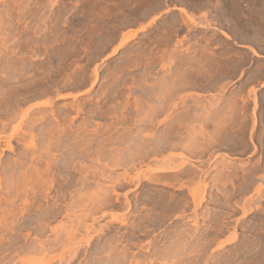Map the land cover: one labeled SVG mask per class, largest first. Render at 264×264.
Returning <instances> with one entry per match:
<instances>
[{
    "label": "rangeland",
    "instance_id": "1",
    "mask_svg": "<svg viewBox=\"0 0 264 264\" xmlns=\"http://www.w3.org/2000/svg\"><path fill=\"white\" fill-rule=\"evenodd\" d=\"M42 1H41L42 4H41V2L39 4L37 3V4H33V5L28 4V3L24 4L27 8V9L25 8V10H29V12H30V13H28L29 16L27 14V17H28L27 22H29V24L31 22V24H30L31 26L29 25L30 28L27 29L25 36L29 37V40L31 39V41H33L35 39L36 41L34 40V42H36V43L34 45L31 43H27L28 45L24 44L25 45L24 46L23 42L22 43L20 42V44L18 43L19 40L21 41V38H24V35H22V33H21L23 31L21 24L17 25V27H14L13 29L10 28L9 25H7V27L5 25L3 26V28L5 27L7 29L4 28L2 31L0 29V32H1L0 33V51H2L1 53L4 54V55L3 54L0 55V57L3 56L0 59L1 62H2V59H3V62L5 61L6 56H7V58L14 56L15 54L12 55L11 52H13V49H15L14 52L16 51V49H17V51L20 50L21 44H22V46H21L20 52L18 51L19 52L18 53L16 51L19 55L22 52H25L27 54L28 51L29 52H30V50L33 51V49L38 48V46H39V48H38L39 52H40V50L42 51L45 48L50 50V49H52L51 44L55 45V43L52 42L55 38V42L57 40H60V42H59L60 44L56 43V45L58 46V49L56 51L60 52V50H62L61 51L62 53H58L59 54L58 55L56 53V51H53L55 49H52V51H53V52L51 51L52 53L50 51L48 52V50H46V49H45L46 51L45 50L42 51L43 53L47 52L45 55H43V57H44L43 62L45 63V66L47 65L50 67V70H49V67L47 69H45V68L41 69L42 71L45 70V72L44 71L42 72L40 70L41 75L39 74L37 76L38 78L32 77L33 80H36V79L38 80L39 77L42 76V74H43V77H44V74H46L45 77L47 75H50L51 74V68H53L54 71L56 70L55 67H52V65L58 66V64H59L58 62H61V64H64V62L66 61L64 56L66 57V54L67 53L69 54L70 52H72L75 47H76L75 49H77L78 43H79L78 49H82L81 46H83V51H80L81 55L79 54V57H78V55H77V57L74 56V59H72L73 57H71L70 59H72V62L70 59H69V61L73 64L71 65L70 62L69 63L67 62L68 63L67 65L70 64V66L72 67L73 65L78 63L79 59H81V61H82L84 54L87 51L88 52L91 51L89 53L91 55L93 54V56H95V59H94L95 63H98L99 61H100L99 63H101V61L103 59H106L107 57H109L111 55L109 53L110 52L112 53L113 49H115L118 46V44L122 40V37L124 36L123 34H125V35L131 34L134 31L138 30L141 26H146L150 22L155 20L153 25L150 26L151 28L148 27L145 31L139 32L140 35L138 34L137 36L140 39L136 36L134 41L133 40L130 41L126 45V48L125 47L122 48L116 56L109 57V59H106L104 61V63L102 65H104V64L106 65L107 63L108 64H107V66H105V65L101 66V73H102L101 78H100V81L98 82L97 87L95 88L93 94L95 93L97 95V93H99L101 91V89L104 88V86L111 84L110 79L112 80L114 78V74L116 73V72L113 73V69H114V71L118 70V68L120 66L121 67L124 66V69H125L124 61L127 62L128 60H130L132 62H136V63L138 62L139 63V64H137L138 67L136 66L138 69L133 65L134 67L132 66V68L134 70L133 69L130 70V69H128V67L130 68L131 65L127 66L126 67L127 71L124 72V76H126V78L128 79V84L129 83L131 84L132 79H134L136 77L135 79L138 82H137V86H135L136 83H135V85H133V89L135 90V91L133 90L134 91L133 94H135L134 97H136V98L138 97V98H140V100L141 99L144 100L143 102H145V103H143V105L147 104L146 102H148L149 104H147V108H148V105L150 107L151 103L152 104L154 103L153 106L154 105L157 106L156 103H158V100L160 98L162 100H164L163 102L170 101L171 103H174L176 101L175 104L179 105L180 102L182 101L180 99H183L186 96L187 99H185V98L184 99L187 100L186 102L189 105L187 103L186 104L188 107L190 106V108L187 107L189 110L186 109L187 112L185 113L186 110H184V113H182L181 110H183V109H182V107L180 108V105H181L180 104L178 106V110L177 109L174 110V111H176V110L177 111L173 112V114H172L173 118L170 119V122L168 121L169 122L168 124H167V122H163L161 120V119H164V115L161 114L160 119H159V117H160V115H159L156 119V122H154V124L155 123L157 124V127H154V125H150V124L147 125L146 123H138L137 125H140V126L133 125L134 123H136L135 120H138L141 116L138 117V115H137L138 119L135 118L136 113L137 114H139V113L137 111L133 112V110H132L133 106H130L129 111H131L133 113L130 112L129 114H133L135 117H133V115L132 116L129 115L131 118L129 117L127 119L128 121L125 122L126 126H124V128L126 127V130L123 128V125H120V124L117 125L118 126L117 128L120 127V128L125 130L124 131L121 129V131H123L122 134H128V132H126V131L130 127L131 131H129V132H131L132 134L130 135V133H129V136L132 138H134V137H138V138L136 140L134 139L135 140L134 141L132 138L129 137V139H131V140L129 142L127 140L125 145H118V144H120V141H119L117 143V145L115 144V145H111L113 147L110 146L109 148L108 147L105 148L106 152H105L104 156L107 153H110V154H107L110 156V158L107 155H106L107 157L105 156V158H104V156L102 158L97 157L93 153V156H91L89 158H85L84 160H81V161H83V165L85 166V168H88L89 171L91 172V174L89 175L90 180L92 182L91 187H89V189L86 188V189H83L81 191V189L79 190V187H78L80 185H77V182H73L75 185H77V187L76 188L71 187L69 189L73 188V191H74V189L76 191L78 188L77 191H80V192L76 191L75 194L73 193L74 198L76 200L69 197V198H67L66 202L71 203V201L73 200L72 204H68V205H72V209H73V204L77 201L75 203V205H77L78 208H77V206H74L75 209L73 211L72 210L70 211L71 208L67 207V208H70L69 211H60L61 213L59 212L60 215H58L57 219L52 220V222L50 223V228H49L50 230L48 229L43 234H41V233L38 234L37 231L35 230L38 227L36 225L37 221L40 220V218L45 217L44 214H47L46 212L49 213L51 211H19V209L21 208V205H19V204H21V201H19L16 197L19 196L18 198L23 199L24 197H22V196L24 195L23 193H25L24 192L25 189L23 190V189H21L22 187H18L19 182H20V181L18 182V180L11 183L10 186H8V188H7V186L4 185V182H3V185L1 186L2 189L0 187V205H1L0 210H2V211H0V242L1 241H3V243L5 242V244L3 246H5V248H8V246L6 244L11 239H13V238H11L13 236L15 238L16 237L17 238L16 239L14 238L13 239L14 241H12V242H18V244H17L18 246L17 245L12 246V247H14V248H12L13 250H16V248L18 249V247H20V246L26 245L24 243H26L27 239H28V241H27L28 244L34 242L35 240H39L40 242H43V243L47 242V243H53V244L57 243V244H56V247L54 248V253L46 254L47 257L46 256H38L37 257L35 255L27 254V253L16 254L15 252L10 254V255L8 254L9 255L8 256L7 253L4 254V251H3L5 249L4 248L1 251L2 253L0 254V264H15V263L16 264H43V263H45L46 260L49 259L48 258V257H50L49 255L54 257L56 255L61 254L63 251L62 247L65 246L64 244L75 241L77 237L81 238L80 235L81 236L83 235L82 237L85 238L86 232L84 230H81L82 229L81 227L83 224L87 225V223H88V225L94 224L95 228H99L102 226L105 227V233L103 234L104 236L103 235H102V237L100 236L101 238H98L99 236L92 238L91 246L89 245V248L85 244H84L85 246L83 245V248H84L83 251L84 250L85 251L74 262L75 264H96V261L101 254H103L105 256V258L111 262L112 260H115L116 258L119 259L122 256L121 252L125 251L127 249V247H128L127 251L129 250L128 252L130 254H136V255H139L140 258H142L143 254L148 255V254H146V253H148L146 251V247L148 246L147 244L149 243V241H151L153 244H155L157 251L159 253L157 257H154V261H155L154 264H164L165 261H166L165 264H169V263L170 264H260V261L264 260V190H262L263 191L262 193L260 192L258 194L256 191L259 189L258 186H260V184L263 185V183H264V170H263L264 169V166H263L264 165V163H263L264 162V81L260 80L257 76H255V74H250L252 72V68L254 66L257 68V72L259 70L258 65H255V60H257L258 57L250 56V53H252V51H255V48L253 47V45H259L260 34H261V32H264V0H185V1L184 0H130V1L128 0L129 2L125 1V0H57L56 4H54L55 6L53 5L54 7L52 6V8L50 7L51 5L48 3V1H50V0H47V1L42 0ZM12 4H14V2L12 0L11 1L7 0V5H6L7 7L9 5H10L9 6L10 8L16 7V6L18 7L17 4L15 6H13ZM4 6L0 5V11H2V10L4 11V9H3ZM153 7H155V9ZM161 7H164V8L169 7L171 10L168 12L165 11L163 13V15H160L159 9ZM4 8H6V7H4ZM21 8H24V6ZM173 8H175V9H173ZM179 8H182V9L185 8V11H187L186 12L187 15L185 16L182 13H180V11L178 10ZM142 9L144 12L145 11H147V12L144 14ZM135 10L136 11L138 10V11L136 12ZM139 10H140V12H139ZM109 13H110V16L108 15ZM139 14H141L140 18L135 16V15L140 16ZM106 15H108V16H106ZM142 15H144V16H142ZM190 16H191V18H190ZM133 19H134V21H133ZM189 19H192V21L195 23L197 22V23L203 24V26L207 25L206 26L207 28L206 27L199 28L197 26H194L193 22L188 21ZM43 20H45L44 21L45 24H44ZM124 20H128V22L124 21ZM47 21L49 24L47 23ZM132 21L134 23H132ZM119 23H120V25H119ZM123 23H124V25H126V24H128V25L125 26V28L124 27L121 28L122 26H124ZM121 24H122V26H121ZM133 24H135V25H133ZM45 25H47L48 27H46ZM118 25H119V27L121 26L119 28V32H118V29L116 30V28H118ZM178 27H179V29H178ZM189 27H190V29H189ZM16 28L17 29L20 28V29L16 30ZM91 28L94 29L93 34L91 32L92 31ZM8 29H10V31ZM112 29L114 30V32ZM7 30H8V32H7ZM17 31L19 34H16ZM90 32L92 34L91 36L89 35ZM112 32L114 33V35ZM2 33H3V35H2ZM4 33H6V34L4 35ZM86 33H88V34H86ZM118 33H119V35H118ZM19 35L21 36L20 38H19ZM15 36H16V38H15ZM65 36H67V38L70 37V42H72L71 44H69L70 42L68 43L69 39H66ZM73 36L74 37L77 36V37L74 38ZM86 36H89V37L86 38ZM17 37L19 38V40ZM59 37H62V38L59 39ZM115 37H117V39H116L117 41L115 40ZM71 38L74 40H71ZM77 38L79 39L78 41H77ZM83 38L84 39L86 38L87 40L86 39L84 40ZM88 38H90V40ZM108 38L109 39L112 38V39L109 40ZM164 38L166 39V41H168L167 43L165 40H163ZM63 39H65V40H63ZM80 40L83 43L85 42V45H83V43ZM154 40L157 41V43L158 42H160V43L157 45V43H155ZM86 41L87 42L90 41V43L91 42L92 43L89 44V43H86ZM109 41H113V42H110L111 43L110 44ZM179 41H181L182 43ZM5 42H6V44H4ZM49 42L51 43L50 48H48L49 45L47 46V44H49ZM73 42H75V43H73ZM99 42H101V43H99ZM107 42H108V45H107ZM153 42L156 44V47H152V46H154ZM17 43L19 45H17ZM37 43H38V45H37ZM67 43L70 46H66ZM93 43H94V45H93ZM97 43H99V44H97ZM103 43H104V45L106 44L105 48H104ZM14 45H15V47H14ZM61 45L66 46V47H62ZM86 45L87 46L89 45V46L87 47ZM91 45H92V47H91ZM23 46L25 47V49ZM44 46H46V47H44ZM71 46H72V48H71ZM96 46L97 47L99 46V47L96 48ZM206 46H208V48ZM40 47H41V49H40ZM61 47L63 49L65 48V50L67 49L66 50L67 52L65 50L63 51V49ZM85 47L87 49L88 48L89 49L84 50ZM149 47H151L152 49L154 48L155 50L153 49L154 50L153 51L150 48L151 51H153V52H150ZM157 47H158V49H156ZM93 48H95V49H93ZM42 52H40V54ZM82 52H84V54ZM95 52H96V54H95ZM101 52L102 53L104 52V53L99 54ZM134 52L136 55L134 54ZM148 52L150 54L153 53V55L151 54V56H154V57H151ZM155 52L158 54H156ZM138 53L142 54V55L140 54L141 57L143 55H146V54L148 56H144L143 58H140L139 56H137ZM143 53H145V54H143ZM50 54H53L54 56L53 55L51 56ZM56 54L58 55V58H56L57 57ZM163 54H165V55H163ZM46 55L49 58L55 57L54 59L55 60L57 59V60L55 61L52 58V60H54L52 62L51 58L50 59L47 58ZM100 55L103 57H101ZM167 55L169 57L170 56L171 57L169 58ZM186 55H187V58H189V57L192 58L191 62L189 61L191 58L189 60L186 59ZM29 56H31V52L29 53ZM61 56H63V57H61ZM80 56L82 58H80ZM97 56H98V58H97ZM136 57L138 58V60H136L137 59ZM145 57L148 58L149 63H150L149 60L152 59V61H151L152 66H151V63H150V65H148V64L144 65V63H146V62L143 63L142 60L147 61L146 60L147 58H145ZM150 57H151V59H150ZM156 57L158 58V61H157ZM165 57H166V59L164 60ZM180 57H183L182 59L185 61L188 60L190 63H192L190 65V67H192V65H194V66H196V69H195V67L194 68L192 67V70H191L188 67L189 65L186 66L188 64V62H186L187 64H185V62L182 61L184 63L183 65L186 67V69L189 70V71L183 70L184 72L186 71V73H184L181 69H185V67L183 65H181V62H179V60H182V59H179ZM126 58H127V61H126ZM139 58H140V60H139ZM173 58H175V60ZM198 58H199V60H202L203 65L198 66V64H197ZM62 59L64 62L60 61ZM132 59H135V61ZM170 59L171 60L173 59L175 62L173 60L171 61ZM194 59H195V61H194ZM46 60H48V61H46ZM96 60H98V61H96ZM199 60H198V62L200 65L201 62ZM1 62H0V65L3 63V62L2 63ZM83 62L85 64L86 63L87 64L85 65ZM153 62H155V63L153 64ZM170 62L172 65L170 64ZM53 63H55V64H53ZM82 64H84L86 67L90 66L87 69L91 68V70L93 69V66L95 67V64L90 65L91 63H88L87 61H84V60L82 61ZM140 64H142V65L139 66ZM76 65H80V61ZM143 66L144 67L146 66L145 68H147L148 72L150 70L151 74L147 73V70H145V68ZM170 66H171V68H170ZM180 66L181 67L183 66L184 68H181ZM142 68H144V70L146 72ZM201 68H202V70H201ZM221 69H223L222 70L223 72L221 71ZM46 70H49V71H46ZM53 70H52V72H53ZM91 70L90 71L88 70L89 73H91ZM141 70H143V71H141ZM167 70L169 72H167ZM180 70L184 74L181 73ZM190 70L191 71L195 70V74L197 71H200V72L202 71L201 72L202 74L199 72H198V74H201L203 76L205 75L204 76V77H206L205 79L209 78L211 75V77L209 79H212L213 81L210 82V81L205 80L207 82V84L205 81L204 82L201 81L202 84L197 83L198 81H200L199 79H201V78H202L201 80H204L203 79L204 77H202L201 75H198V74H196L194 76V74H193L194 71L192 73ZM66 71H67L66 73L69 74V71L68 70H66ZM129 71H132V73L135 77ZM209 71H211V72L209 73ZM2 72L0 70V76H5L4 72L3 73ZM48 72H50V74ZM127 73L129 75H127ZM187 73L190 75L189 76L186 75ZM212 73L213 74L215 73L214 77H213ZM108 74L112 75V77L109 78V80L107 78ZM182 74L185 75V77L188 76L187 79H189V77H191V74H193L192 75L193 77H197V76L199 77L200 76L197 79L198 81H195L197 83L196 86L198 85L197 88L199 86L200 87L197 89L196 87H194V85H191L192 87L188 86L186 88L187 90L184 89V91L179 92L176 88L179 83L177 84L176 81L178 80V82H180V80H183L184 76ZM12 75H13V73L9 74L8 76H12ZM130 75L132 78L130 77ZM206 75H208V76H206ZM6 76H7V74H6ZM89 76H90V74H89ZM12 77H10V78L12 79ZM193 77L191 78L192 83L196 79V78H194V80H193ZM105 78H107V80ZM166 78H168V79H166ZM173 78H175V79H173ZM58 79H60V77ZM102 79H105L106 81L102 80ZM172 79L175 82L172 81ZM44 80H46V78H44ZM44 80H43L44 84L49 82V84L47 83V85L53 86L54 88H57V89L59 88V84H60V86H63L64 84L62 85V83H64L66 81L65 79H64L65 81L61 80V83L58 82V85H57V82L55 83L54 80L51 81L52 83H50V80H48V81L46 80L47 82ZM114 80H116V79L114 78ZM191 80H190V82H191ZM120 81L116 80L115 84L119 83ZM66 83L67 84L68 83H70V84L74 83L75 84V82H72V81L71 82L70 81L65 82V84ZM199 84H201L202 86ZM204 84H205V87H204ZM101 85L102 86L104 85V86L102 87ZM166 85H170V86L167 87ZM131 86H132V84H131ZM165 86L167 88H170L172 86L171 87L172 93H171V91H170V93H168L169 92L168 89L167 90L164 89ZM86 88L87 87H84L81 89H76L75 91L72 90V91L73 92H76L77 90L82 91V89L85 90ZM33 90H32V92H33L32 94H36V95L31 94L33 97L30 95L31 100H29L28 103L26 104V106H25L26 108L31 106V105L34 106L37 103L39 104V102L41 103V102L48 101L50 98L54 97V95H53V97L50 96V98L48 96H39V95H37L38 92L33 91ZM97 90L98 91L100 90V91L98 92ZM146 90L149 91V93L151 92V94H152V90H153V92L155 94L157 93V95L155 97L157 98V96L159 95L158 96L159 99L157 98L158 100L157 99L153 100V99H155V98H152L154 94L149 95ZM72 91H70V93ZM161 91L164 92L166 95L164 93H162ZM61 92L64 93L65 91H60V93ZM181 92H183V93L185 92L184 93L185 96L183 98L181 97V96H183V93H181ZM67 93H69V92H66L64 94L66 95ZM167 93L171 94L172 96L168 95ZM254 93L257 95V99H258V103H259L257 111H256L258 123H257V126L255 127V131L252 128L253 127L252 117H253V109H254V103L252 102V99H253ZM93 94H92V96H93ZM133 94H131V96H129V103H131L133 100L135 101ZM163 95H165V97ZM167 95H168V97H167ZM173 95H174V97H173ZM188 95H189V97H188ZM34 97H36V98H34ZM85 97L86 96L82 97L81 100H78L77 102L85 101L87 99V97L86 98ZM126 97L127 96H125V98ZM198 97H200L199 98L200 100L198 99ZM125 98H123L122 101L125 100ZM164 98L167 100L165 101ZM194 98L195 99L197 98L196 101L197 100L201 101V99H202V102H206V103L208 102V104H205V106H206L205 108H207V110L211 109L212 114L208 113V112H210L209 110H208V112H205V110H204L205 108L203 110H201L202 112L195 109L197 112H200L202 114V115H199L200 113H198V115L201 116V118H198L196 115L197 112L195 110H192L195 107V105H196L195 108H197V107L199 108V106H197V103L199 101L196 103ZM233 98L238 100V101L235 100L237 103L234 101ZM177 99L179 100V103H177L178 102ZM136 100H139V99H136ZM152 100L156 101V103L153 102ZM71 102H73L72 99H67V100L64 99V100L55 101L54 102V108L53 107L50 108L51 110L54 109V111L56 113L58 111L59 113L65 114L66 118L69 119V120L66 119V121L63 120V123L66 122L65 126L70 125L69 124L70 118L67 116H69L72 113L71 115L76 117V112L74 110L72 111V109L70 108V105H72L76 102H73L72 104H71ZM211 102H212V105H211ZM243 102H245V103H243ZM132 103L130 105H134V103L133 104ZM159 103H161V102L159 101ZM194 103H195V105H193ZM213 103H214V105H213ZM90 104H96L95 100L91 101ZM110 104H108V106ZM200 104H204V103H200ZM209 104L211 106H214V107L209 108L207 106ZM233 104H234V106L236 105V107H234ZM67 106H69V107H67ZM144 107H146V106L144 105ZM227 107H229V108H227ZM64 108H66V110ZM147 108H144V109H147ZM154 108H156V107H154ZM61 109H64V111L60 112ZM67 109H68V111H67ZM179 110H180V112H179ZM203 111L205 113H208L206 116L207 117L209 116L208 117V118H210L209 120L207 117L205 118V115H204L205 113H203ZM74 112H75V114H74ZM147 112H149V111L147 110ZM147 112H145V113H147ZM177 112H179V113L177 114ZM145 113H143V114H145ZM62 114L61 115L59 114V116L63 117L64 115L62 116ZM67 114H69V115H67ZM71 115H70V117H72ZM147 115L148 114H145L144 116H142V118L146 117ZM175 115H177V117ZM186 115H187L188 120L186 118L185 122L186 123L188 122L187 124H188V128L191 130V131L189 130L190 132L188 131L187 126H186L187 130L182 128L184 126V125H182V124H184L183 118L186 117ZM195 115H196V117H195ZM203 115H204L205 120L202 117ZM244 115H246V117ZM90 116H91V114H86V113L81 114V116H78L75 118L73 126H75V128H78L79 124L81 126V124H83L84 122L87 121L86 123L88 124V126H87L88 129L86 127H84L87 130L84 131L83 133L81 130H79V132L82 134L83 137L85 135H87V136L89 135L88 136V137H90L89 139H93L91 141H93V147H94L97 144V141H98L97 139L100 140V138H102L104 136L103 133H104V131L107 130L106 127H108L109 130H107L108 131L107 136L105 135L104 138L108 137V134L110 133L109 131L113 130V128H114V126L110 123H112V121H114L116 123V121L111 119L113 117L109 118V115H107L108 116L107 119H106V117H103L101 119L100 117L98 118L96 116H93L92 119H89ZM179 116H183V118H182L183 121L179 120L181 118ZM174 118H175V121H174ZM85 119H87V120H85ZM132 119L135 122H133ZM176 119H178L180 122L177 121ZM198 119H200V120L203 119L204 122L202 123ZM215 119H217V120H215ZM157 120H161V122L163 124L161 125V124L157 123ZM221 120L224 121V122H222V127H220V125L218 123L219 128L217 126L218 130L216 131V133H223L224 132V134H225L224 136H222L223 134H221V137H220V139H222L221 144L222 143L224 145L229 144L231 146V144L233 142L234 146L232 145L233 146V147L231 146L232 148L228 146V148H227V145H226V148H225L223 144L222 145L218 144V146H217L218 148L213 147L214 149L211 148V151H209L210 149L208 151H205L204 152L205 154L203 153V155H201V156L199 154H196V153L194 154L193 151L191 152V148L197 147L198 144L201 145V142H202V144H206V146L208 145L207 141H209V140H207V138L211 137V135H214L212 132L215 133V130L217 129L214 124L216 123V125H217V122L218 121L221 122ZM226 120L229 121L228 123L226 122L227 124L225 123ZM67 121H68V125H67ZM206 121H208V122L206 123ZM94 122L97 123V124H95L96 126L94 125ZM114 122H113V124L115 125ZM127 122L129 124H127ZM176 122H179V123H176ZM194 122H196V124H197V126L195 124V126H196L195 130H194V125H192V124H194ZM197 122L199 124L201 123V125L203 124L202 128H200L201 125L198 126ZM170 123H172L173 125L176 124L174 126L172 125V127H174V133L176 132L173 135V138H177L175 141L177 148L174 146L173 149L169 150V153L165 152L166 154L165 153L163 154L165 156L161 155L162 157H160V155H159L158 157L159 158L167 157L166 155H169V154H171L172 156L175 155L174 157L170 156L171 159L173 158L172 159L173 162H174V160H176L173 163V165H176V164L181 165L182 161H183L182 165L184 166V168L186 170L185 173L187 172V170L189 171V172H187L189 174L186 173V176L188 175V177L185 178V176H184V178L186 180L180 179L177 182L172 181L173 186L175 185L174 186L175 188H173L172 185H171L172 187L170 185H165V184L163 185V182L160 184H147L148 187H144L142 189L143 191L141 190L142 192L139 191V192L135 193L137 195L141 194L139 196L133 195L134 192H132V191H130L128 193L129 197H130L129 199L132 202V208L130 210L124 209V203H123L124 198H123L122 201L120 202L121 204L118 208L116 207V209H114V208L108 209L107 211H98V213L96 215L98 220H96L94 223L92 222L94 217L92 218V216L90 214L88 215L90 218H88V216H87V218L83 217V216H86V214L84 215V213H87V211H82L83 208L81 206L85 205L89 202H92V204L96 203L95 201H97V198L99 199V188L98 187L100 184H101V186H103V185L107 186L106 184L107 183L109 184V182H107V181H110L109 179L111 177L114 178L116 176L124 175L126 173V171H128V174L130 172V174H129L130 176L131 175L133 176L134 174L147 172L151 168H155V170H156V166H158V165H156L157 162H154L155 161V160H153L154 158L153 159L149 158L150 160L145 159L146 161L141 159V160H143V162L139 160L140 163L137 161V164H138L137 167L140 166L139 168H141V169H137V170H133V169H136V167H133V169H130V168L128 169L127 164H126L127 166L125 165L123 168L127 167L128 170H124L123 168H120L122 166H119V168H117V167L114 168V166H113V168H112L111 165H112V163L115 162L114 159H118V157L119 158L121 157L119 155H122V156L124 155L123 158L127 159L125 157V156L128 157V154H129V153L127 154V150H128V152H130V150L134 151V149L137 147V144H138L137 140L138 139L140 140L141 144H142V140L144 141L143 143L148 144V142L150 140L148 142H146L144 140L145 139L144 136H146V139H148V138L151 139L150 136L153 135L155 137L152 136V139L154 138L155 140H159V139L162 140L164 138L163 136H165L163 134H166L165 132H167V130L169 128H171ZM54 124H55V122L53 123V125ZM109 124H110V126L111 125L113 126V128H111L112 126L110 127L111 130L109 128ZM142 124H144V126ZM156 124H155V126H156ZM187 124H185V125H187ZM91 125L92 126L94 125L93 127H96V128H93ZM98 125L100 127L101 126L102 127L100 128ZM127 125H128V127H127ZM166 125H169V128ZM179 125H182V126H180V128L178 129ZM191 125L193 126V129H192ZM228 125L230 126V128ZM145 126H146V128H145ZM152 126H153V128H152ZM134 127L135 128L140 127L139 129L143 130L144 132L143 131L139 132V130L135 129ZM223 127H224L225 131L223 130ZM38 128L44 129L45 125L41 124ZM92 128H93L92 132H94L93 134L91 132ZM97 128H99V129H97ZM117 128H114V129L116 130ZM132 128H134V129L132 130ZM225 128H227V129H225ZM94 129L95 130L97 129V130L95 131ZM101 130H103V131H101ZM227 130H228V132H227ZM113 131H111V132L113 133ZM253 131H254V133H252ZM71 132L74 133V131H72V130H71ZM71 132L69 130L68 135L67 134L64 135V138L68 136L67 137L68 138L67 143H69L70 146H72V147L70 148V146H68L67 148H70V150L67 148H64V149L62 148V149H58V150L52 152V154H54V155L56 154L55 156H57L58 160H62L64 157L66 158L65 155H68L67 153H70L71 150H74V149L79 150L80 148H82V144H84V143H81L79 139H77L76 142L74 140V145H75V148H74L73 143H70L74 139L73 135H70ZM36 133H38V132H36ZM97 133L99 135H97ZM112 133L110 135H112ZM150 133H151V135H150ZM216 133H215V135H216ZM95 135H97L96 136V137H98L97 139L95 138ZM202 135H204L205 138ZM161 136H162V138H159ZM187 136H188V138H187ZM207 136H209V137H207ZM115 137H117V136H115ZM142 137H143V139L141 140ZM189 137L191 139L193 137L192 140L197 138V139H195L196 143L194 141V144H193L194 146L190 145L193 143V141H192V143L188 142V140L190 139ZM181 138H182V140H180ZM186 138L188 140H186ZM250 138L251 139L253 138V139L251 140ZM41 139L37 138V140H36V143L38 144V147L40 148L39 151H38L39 148L36 149L37 154H40L41 150L43 152V148H44V151H46V148H45L46 144L43 143L44 142L43 139H42L43 142H41L42 141ZM183 139H184V141H183ZM223 139H225L224 141L225 142L227 141V143H224ZM231 139H233L235 142L232 141ZM198 140H199V142L200 141L201 142L199 143ZM250 140L253 141L258 146V149L260 148L259 150H257V152H253V147H252L253 142L251 143ZM95 141H96V144L94 145ZM131 141H133V142L131 143ZM177 141H178V143H177ZM27 142L30 143V140ZM84 142H87V141L84 140ZM127 142H128V144H127ZM140 142H139V145H140ZM186 142L189 143L190 148L185 147ZM190 142H191V140H190ZM121 143H125V142H121ZM179 143H181V144L177 145ZM234 143L237 145H235ZM182 144H184V145H182ZM195 144H196V146H195ZM200 145H198V146H200ZM219 145L222 146V148ZM23 146L24 145L21 142L19 143L18 141H14L13 142V149L14 150H5L4 151L2 149L4 146L1 145L0 146V153H1L0 156L2 158V163L4 162L3 164H5V163L12 164L14 161H20L21 160L20 156L24 152ZM178 146H180L181 148ZM187 146H188V144H187ZM95 147L97 149V146H95ZM95 147H94V149H95ZM112 148H113V150H112ZM91 149H92V152H94L96 150V149L94 150L93 148H91ZM108 149L114 153L111 154V151L110 152L107 151ZM183 149H184V151H183ZM188 149H190V151ZM64 150L66 151V153ZM191 153H193L195 156ZM197 153H199V151H197ZM116 154L118 156L114 157V155H116ZM28 155H30V157L32 156L30 153L27 154V158H26L25 162H28V166L29 165L32 166L31 162H30L32 160V161H34V164H37L39 169L41 168V170H45L44 168H46V166H45L46 164H45L44 160L39 161V159H38L39 157L36 155H35L37 157L36 159H35V157L34 158L32 157L33 159L31 158V160H30V157L28 158ZM175 157H176V159H175ZM196 157H198V158H196ZM113 160H114V162H113ZM188 161L190 163H188ZM259 161H261V162L259 163ZM10 162H12V163H10ZM125 163H128V162L126 161ZM227 163L228 164L232 163V165H234V166H240V165L243 166V164H245L244 167H246V168L248 166H249L248 168L254 167V165H257L255 163H259L258 166L260 167V165H261L260 173H262L263 175L258 174L257 177L262 178V176H263V178L262 179L257 178L256 182L254 183V187L250 186L249 190H248L245 188V183H243L244 181L242 179V174H243L242 171H238V174L235 176V179H236V177H238L239 179L237 178L235 180V182H233L234 184L230 183L231 181H228L229 183L227 184L226 183L227 178L225 176H227L228 174H226L227 171L223 168L225 166V164H227ZM157 164H159V163H157ZM185 164H186V166H185ZM246 164H247V166H246ZM108 165H110V167ZM105 166L109 170H107L105 168ZM186 167L190 168V170L186 169ZM192 167L196 168V171ZM131 168H132V166H131ZM104 169H106V170H104ZM220 169H224L225 171H223V170H221V171L225 172L224 174H226V175H221ZM138 170L139 171L141 170V172H139ZM261 170L263 172H261ZM137 171H138V173H137ZM152 171H154V169ZM190 171H192V172L190 173ZM198 171H201V172H199L200 175H199V173H197L198 174V175H196L198 178L197 179V178H194L193 173L198 172ZM0 172H1V169H0ZM102 172L106 175V176L104 175L106 178L109 175L111 177L109 176L108 179H105L104 176H101V174H103ZM80 173L81 172L77 173V171H74L71 174L69 172H66V173L62 172V173L56 174V176H58V178L55 176V178H56L55 180H58L60 182V184H61V182L64 183V181L66 180V177L68 178V180L76 179L74 181H77V179L82 177V173L81 174ZM1 174H2V172L0 173V176H2ZM155 174H157V173H155ZM203 174H206L207 176L203 175ZM259 175H262V176H259ZM86 176H88V175H86ZM189 176H193V177L190 178ZM201 176H202V178H201ZM204 176L206 177V179ZM222 176H224V177H222ZM240 176H241V179H240ZM99 177H101V179ZM188 178L190 180L193 179L192 181L189 180L190 183L192 184V185L190 184L191 187H193L195 185L193 188H191L187 185V183H188L187 179ZM2 179H3V176H2ZM199 179H200V181L206 180L205 182L208 183L206 190H205V192H206L205 196H207V198L203 203V207L201 206L200 208H198L195 211L194 205L192 203L191 191H194V189L198 188L199 184H200V186L202 185L201 183H199ZM105 180H107V181H105ZM183 180H184L185 184L189 187V189L188 188H186V189L182 188V189H180V191H179V189L177 191L176 190L177 185L179 188L184 183ZM104 181L106 182V184ZM98 182H100V184H98ZM177 183H179V184H177ZM213 184H215V185H213ZM145 185H146V183H145ZM224 185H225V187H224ZM243 185H244L245 189L243 188ZM18 188L23 190V192L20 193L21 190H17ZM23 188H26V187H23ZM28 188L26 190L30 189V188L29 189ZM211 189L213 191H211ZM262 189H264V185H263ZM219 190L221 191L222 194L220 193ZM124 192L126 193V191H123V192L121 191L122 196L125 194ZM211 192H213V193H211ZM18 193H20V194H18ZM130 194H131V196H130ZM228 194L231 195L232 199H231V197H229L230 195H228ZM28 195L31 198L29 193H28ZM75 195H76V197H75ZM159 195H160V197H159ZM221 195H222V197H221ZM225 195L226 196L228 195L229 199L225 198ZM67 197H68V195H67ZM88 197L89 198L91 197V198L88 199ZM211 197L213 199L215 198L216 201L211 200ZM6 198L7 199L12 198L13 200L17 199L16 201H18L19 204L15 207H13V206L8 207L3 202V201L7 200ZM219 198H221V199L218 200ZM38 199H39V202L44 203V201L41 198H38ZM180 199H181V203H180ZM182 199L184 201L188 199L187 201L189 203H191V205L188 206L187 210L184 209L182 206H180V204H182L184 202ZM226 199H227V201H230V204H229V202H226V203H228V205H226V203H225ZM158 201H159V203H158ZM212 201H214V202H212ZM220 201L223 203H221ZM239 201H241V202H239ZM249 201H251V202L248 203ZM177 202H179L180 204ZM235 202H239L241 207H242V204H243V206L246 204L245 207L252 208V210L248 211V212L246 211L247 213H244L243 211H241L242 209L240 206H237V207L238 208L240 207L241 210L240 209L238 210V208L236 209L234 207ZM231 204H233V205H231ZM175 206H177V208H175ZM6 208H8V209L13 208L12 210H14V211H3ZM207 208H209L208 211H207ZM80 209H81V211H80ZM22 212L24 215H19V214H22ZM103 213H105L106 215L108 214L107 217L105 216V218H101L100 215H102ZM13 217L15 218L14 220L12 219ZM23 217H24V219H22ZM117 217H118V220H125L126 224L122 226L120 221L119 222L116 221L115 218H117ZM37 218H38V220H36ZM32 219H33V223H32ZM80 221L83 224H81ZM107 221H109V222H107ZM29 224H31V225H29ZM73 224H75V225L73 226ZM63 225H64V227H62ZM71 226H73V227H71ZM78 226H81V227H78ZM106 226H108V227H106ZM77 227L79 228V230L81 232L77 231V232L71 233V234L67 232V231L71 232L72 230L76 229ZM22 228H26V229H24L25 231L22 230ZM9 229H11V230H9ZM134 229H135V231H134ZM52 230H53V233H52ZM137 230L141 231V232L139 233ZM21 231H22V233H21ZM147 231H148V233H147ZM11 232H13V235ZM27 232H29L32 235H31V238L26 237L27 239H25L24 234H26ZM118 232L120 234L121 233L124 234V236H123L124 239L120 240V243L117 242L116 240H114V238H116L118 236V234H119ZM79 233H80V235H79ZM144 233H147L148 235L150 233V235L146 236ZM123 234H121V235H123ZM133 234L135 235V238H134V236L132 237ZM115 235H116V237H114ZM139 235H141V236H139ZM63 237H64V239H63ZM68 237H69V239H68ZM234 237H235V239H234ZM55 238H57V240L60 242L59 243L56 242L57 240ZM65 238H67V239H65ZM17 240H19V241H17ZM61 240L62 241L64 240L63 241L64 244L62 243V247L60 246L61 245L60 243L62 242ZM224 244H227V245L224 246ZM221 245H223L224 247ZM109 246H116L113 249L114 253L112 252L110 254L107 251L108 250L107 248ZM44 257H45V259H44ZM181 257H182V259H181ZM2 258H5V259H2ZM10 258H13V259H10ZM2 260H3V262H2ZM9 260H11V261H9ZM13 260H14V262H13ZM41 260H42V263H40ZM55 260L58 261L57 258ZM56 261H55V263H57ZM167 262H169V263H167Z\"/></svg>",
    "mask_w": 264,
    "mask_h": 264
},
{
    "label": "bare ground",
    "instance_id": "2",
    "mask_svg": "<svg viewBox=\"0 0 264 264\" xmlns=\"http://www.w3.org/2000/svg\"><path fill=\"white\" fill-rule=\"evenodd\" d=\"M11 1V0H10ZM13 2H14V4H12L13 6H15L16 4L18 5V7L16 6V7H7L6 5H7V0H2V2H0V5H2V6H4V7H6V8H4L3 7V9H4V11L2 10V11H0V29H1V31L5 28H3V26L5 25L6 27H7V25H9L10 26V28H14V27H17V25H20L21 24V26H22V29H23V31L21 32L22 33V35H24V38H21V41L19 40V38L21 37L20 35H19V38H18V40H19V44H20V42L22 43L23 42V45L24 44H26V45H28L27 43H31V44H35L36 42H34V40L33 41H31V39L29 40V37H26L25 36V34H26V31H27V29H29L30 27H29V25L31 24V22H30V24H29V22H27V20H28V17H27V14L28 13H30L29 12V10H25V8H26V6L24 5V4H26V3H28V4H39L42 0H12ZM47 1V0H46ZM125 1H128V0H125ZM130 1V0H129ZM128 1V2H129ZM185 1V0H184ZM20 2V3H19ZM43 2V1H42ZM42 2H41V4H42ZM56 2H57V0H50V1H48V3L51 5L50 7L52 8V6L54 5V4H56ZM11 3V2H10ZM183 3V2H182ZM45 4V3H44ZM160 4V3H159ZM22 5V6H21ZM158 5V4H157ZM24 6V8H21V7H23ZM42 6V5H41ZM40 6V7H41ZM55 6V5H54ZM53 6V7H54ZM159 7V6H158ZM8 8V9H7ZM154 9H155V7H153ZM169 8V7H168ZM2 9V8H1ZM27 9V8H26ZM157 9V8H156ZM173 9H175V8H173ZM177 9V8H176ZM179 9H182V8H179ZM184 9V10H183ZM182 10H179L180 11V13H182L183 15H187L186 14V12L187 11H185V8H183ZM151 10V9H150ZM149 10V11H150ZM136 11V10H135ZM138 11V10H137ZM136 11V12H137ZM142 11H143V9H142ZM148 11V12H149ZM154 11V10H153ZM139 12H140V10H139ZM144 12V11H143ZM147 11H145L144 12V14L146 13ZM168 12V11H167ZM142 13V12H141ZM39 14V13H38ZM41 14V13H40ZM32 15V14H31ZM109 16H110V13L108 14ZM108 15H106V16H108ZM140 16H138V15H135V16H137V17H141V14H139ZM189 15V14H188ZM28 16H29V14H28ZM142 16H144V15H142ZM27 17V18H26ZM33 17V16H32ZM50 17V16H49ZM126 17V16H125ZM136 17V18H137ZM188 17V16H187ZM30 18V17H29ZM190 18H191V16H190ZM51 19V18H50ZM131 19V18H130ZM129 20V19H128ZM128 20H124V21H127L128 22ZM182 20V19H181ZM45 20H43V22H44ZM133 21H134V19H133ZM132 21V23H134ZM154 21L155 20H153L152 22H150L148 25H146V26H141L138 30H136V31H134L133 33H131V34H128V35H125V34H123L124 36L122 37V40L120 41V43L118 44V46L115 48V49H113V51H112V53L110 52L109 54H111L109 57H114V56H116L118 53H119V51L122 49V48H126V45L130 42V41H134V39H135V37L139 34V32H143V31H145L148 27H150L151 25H153V23H154ZM183 21V20H182ZM188 21H191V22H193L192 21V19H189ZM195 21V20H194ZM126 22V23H127ZM47 23H48V21H47ZM46 23V24H47ZM51 23V22H50ZM130 23V22H129ZM44 24H45V22H44ZM49 24V23H48ZM119 25H120V23H119ZM119 25H118V28H116V30L118 29V32H119V28L122 26V24H121V26L119 27ZM123 25H124V23H123ZM128 24H126V25H124V26H122L121 28H125V26H127ZM130 25V24H129ZM133 25H135V24H133ZM132 25V26H133ZM193 25L194 26H197V27H199V28H204V27H206L207 25H205V26H203V24H200V23H195V22H193ZM31 26V25H30ZM46 27H48L47 25H45ZM50 26V25H49ZM184 26V25H183ZM129 27V26H128ZM185 27V26H184ZM151 28V27H150ZM207 28V27H206ZM5 29H7V28H5ZM18 29H20V28H18ZM17 28H16V30H18ZM92 29V28H91ZM115 29V28H114ZM178 29H179V27H178ZM189 29H190V27H189ZM9 31H10V29H8ZM8 30H7V32H8ZM113 30V29H112ZM5 31V30H4ZM93 31H94V29H92V34H93ZM15 32V31H14ZM89 32V31H88ZM91 32H90V36L92 35L91 34ZM113 32H114V30H113ZM112 32V33H113ZM1 33V32H0ZM11 33V32H10ZM20 33V34H21ZM24 33V34H23ZM111 33V34H112ZM116 33V32H115ZM6 33H4V35H5ZM9 34V33H8ZM16 34H19L18 33V31L16 32ZM15 34V35H16ZM86 34H88V33H86ZM2 35H3V33H2ZM113 35H114V33H113ZM118 35H119V33H118ZM140 35V34H139ZM122 36V35H121ZM227 36V35H226ZM53 37V36H52ZM63 37V36H62ZM62 37H59V39L60 38H62ZM66 37V39H69V41H68V43L70 42V37H68L67 38V36H65ZM64 37V38H65ZM74 37V36H73ZM77 37V36H76ZM76 37H74V38H76ZM87 37H89V36H86V38ZM113 37V36H112ZM138 37V36H137ZM15 38H16V36H15ZM85 38V39H86ZM91 38V37H90ZM90 38H88L89 40H90ZM110 38V37H109ZM108 38V39H109ZM139 38V37H138ZM185 38V37H184ZM33 39V38H32ZM52 39V38H51ZM50 39V40H51ZM58 39V38H57ZM81 39V38H80ZM84 39V38H83ZM84 39V40H85ZM92 39V38H91ZM94 39V38H93ZM112 39V38H111ZM111 39H109V40H111ZM117 39V37H115V40ZM140 39V38H139ZM12 40V39H11ZM10 40V41H11ZM14 40V39H13ZM23 40V41H22ZM63 40H65V39H63ZM71 40H74V39H72L71 38ZM79 39L77 38V41H78ZM82 40V39H81ZM80 40V41H81ZM87 40V39H86ZM96 40V39H95ZM156 40V39H155ZM154 40V41H155ZM159 40V39H158ZM163 40H165L166 41V39L164 38ZM168 40V39H167ZM36 41V40H35ZM42 41V40H41ZM40 41V42H41ZM76 41V42H77ZM97 41V40H96ZM117 41V40H116ZM17 42V41H16ZM47 42V41H46ZM51 42V41H50ZM49 42V44H47V46L49 45V47L48 48H50L51 46H50V43ZM52 42H54L55 43V45H56V43H59L60 42V40H57L56 42H55V38H54V40L52 41ZM82 42V41H81ZM95 42V41H94ZM110 42H113V41H109V43ZM168 41H166V43H167ZM178 42V41H177ZM179 42H181V41H179ZM17 43V45H19ZM39 43V42H38ZM38 43H37V45H38ZM63 43V42H62ZM61 43V44H62ZM68 43H67V45L66 46H70V45H68ZM72 42H70L69 44H71ZM73 43H75V42H73ZM78 43V42H77ZM83 43V42H82ZM86 43H89V44H91L90 43V41H86ZM96 43V42H95ZM99 43H101V42H99ZM99 43H97V44H99ZM106 43V42H105ZM155 43H157V41H155ZM154 42H153V45L154 46H152V47H156V44H155ZM160 42H158L157 43V45L159 44ZM165 43V44H166ZM182 43V42H181ZM4 44H6V42L4 43ZM8 44V43H7ZM60 44V43H59ZM58 44V45H59ZM111 44V43H110ZM16 45V44H15ZM15 45H14V47H15ZM46 45V44H45ZM52 45V49H55V50H53V51H56L57 49H58V46L56 45H53V44H51ZM64 45V44H63ZM78 45H79V43H78ZM77 45V49H75L74 48V50L72 51V52H70L69 54L67 53L66 54V57L64 56V58H65V62L63 61V59L62 60H60V61H62V62H64V64H61V62H58L59 64H58V66L56 65H52V67H55V71L53 70V68H51V74H50V72H48L50 75H47L46 77H45V75L46 74H44V77H43V74H42V76L41 77H39V79L37 80H33V78L35 77V78H38L37 76L40 74V70L41 69H47L49 66H45V63L43 62V59H44V57H43V55H45L46 53L44 52H42V51H44V50H40V52H42L41 54H40V52H39V50H38V48H39V46H38V48H36V49H33V51L32 50H30V52H31V56H29V51H28V53L26 54L25 52H22V53H20V55L18 54L19 52H20V50H21V46H22V44H21V46H20V50H18L17 51V49H16V51L18 52H14V50L15 49H13V52H11L12 53V55L13 54H15L14 56H12V57H8L7 58V56L5 57V61L3 62V59H2V62H1V60H0V62L2 63L1 65H0V70H1V72L3 71L4 72V75L5 76H0V146L1 145H3L4 147L2 148L4 151L5 150H14L13 149V142L14 141H18L19 143L21 142L24 146V152L22 153V155L20 156L21 158V160L20 161H14L13 163L12 162H10V163H12V164H8V163H5V164H3L2 163V158H1V156H0V169H1V172H2V176H3V179H2V176H0V187L3 185V182H4V185L5 186H7V188H8V186H10V184L11 183H13L14 181H17L18 180V182H19V185H18V187H22L21 189H25L24 190V192L25 193H23L24 195L22 196V197H24L23 199H20V198H18V197H16L19 201H21V204H19L18 203V201H16V200H13L12 198L11 199H7L6 201H3L4 202V204H6L8 207H15V206H17L18 204L19 205H21V208L19 209V211H51V212H46L47 214H44L45 215V217H43V218H40V220H38V218L36 219V220H38L37 221V228L35 229L36 231H37V233L38 234H43L44 232H46L49 228H50V223L52 222V220H55V219H57V217H58V215H60L59 214V212L60 211H69V209H70V211L72 210H74L75 209V207L74 206H77V205H75V203L77 202H73L74 204H73V209H72V205H68V204H72V201H71V203H67L66 201H67V198H73V199H75L74 198V194L76 193V191L78 190V188H77V190L75 191V189H74V191H73V188H76L77 187V185H80V186H78L79 187V190L81 189V191L83 190V189H89V187H91V180H90V174H91V172L89 171V169L88 168H85V166L83 165V161H81V160H84L85 158H89V157H91V156H93V153H94V155H96L97 157H103L104 156V154H105V152H106V150H105V148H109L111 145H117V143L120 141V144H118V145H125L126 144V141L128 140V142L131 140V139H129V133H130V135L132 134L131 132H129V131H131V129H130V127H129V129L126 131V132H128V134H122V132L123 131H121V129L122 128H117L118 126V124H120V125H123V128H124V126H126V124H125V122L126 121H128L127 119L130 117L129 115H133V114H129L131 111H129V109H130V106H133V108H132V110H133V112L135 111H137L139 114H137L136 113V117L133 115V117H135V118H137L138 119V117H140L138 120H135L136 121V123H134L133 125H137L138 123H146L147 125H154V127H157V124H156V126H155V124H154V122H156V119H157V117L160 115V117H159V119L161 118V114H163L164 115V119H161L163 122H167V124L170 122V119L171 118H173V116H172V114H173V112H176L177 110H178V106L180 105V108L182 107V109L183 110H181L182 111V113H184V110H186V109H188V108H190V106L188 107L187 106V100H185V99H187L186 98V96L184 95V93L183 92H181V93H183V96H181L183 99H180V100H182L181 102H180V104L178 105V104H175V102L174 103H171L170 101H167V102H163L164 100H162L161 98V100L159 99V95L157 96V98L159 99H157L155 96L157 95V93L155 94L154 92H153V90H152V94H154L153 95V97L152 98H155V99H153V100H158V103H159V101L161 102V103H156V101H153V102H155L156 104H157V106L156 105H154L153 106V104L151 105L150 104V107H149V105H148V108H147V104H149L148 102H146L147 104H144L146 107H144V105H143V103H145V102H143L144 100H140V98H136V97H134V95L135 94H133V92L135 91L134 89H133V85H135V83H136V85L135 86H137V80L135 79L136 77L133 75V73H132V71H129V72H131L132 73V75L135 77H133L134 79H132V82H131V84H132V86H131V84L129 85L128 84V79L126 78V76H124V72L125 71H127L126 70V67L127 66H130L131 65V67L129 68L128 67V69H133L132 68V66L134 65L135 67L137 66V64H139L138 62L136 63V62H132V61H130V60H128L127 61V58H126V61L127 62H125L124 61V65H125V69H124V66H120L119 68H118V70H115L114 71V69H113V73L114 72H116L115 74H114V78L117 80V81H120L119 83H116L115 84V81L116 80H114V78L111 80L110 79V83L111 84H109V85H106V86H104V88L103 89H101V91L99 92L98 90V92L99 93H97V95L94 93L93 94V92H94V90H95V88L97 87V84H98V82L100 81V78H101V66H104V65H102L103 63H104V61L106 60V59H109V57H105L106 59H103L102 61H101V63H95L94 61V59H95V56H93V54L91 55L89 52H91V51H85L86 53L84 54V52H82L83 54H84V57H83V60L84 61H87L88 63H91L90 65H94L95 64V67L93 66V69L91 70V68L90 69H87V68H89L90 66H88V67H86L85 65L87 64H85L84 62V64H82V61H81V59H79L78 60V63H79V61H80V65H76V64H78V63H76L75 65H73L72 67L70 66V64L69 65H67L70 61H69V59L71 58V57H73L72 59H74V56H76L77 57V55H78V57H79V54L81 55V52L80 51H83V46H81V48L82 49H78V46ZM81 45V44H80ZM83 45H85V42L83 43ZM93 45H94V43H93ZM96 45V44H95ZM101 45V44H100ZM103 45H104V43H103ZM106 45V44H105ZM104 45V48L106 47ZM107 45H108V42H107ZM130 45V44H129ZM164 45V44H163ZM25 46V45H24ZM23 46V47H24ZM62 46V45H61ZM66 46H62V47H66ZM74 46V45H73ZM87 46V45H86ZM89 46V45H88ZM87 46V47H88ZM162 46V45H161ZM13 47V48H14ZM17 47V46H16ZM30 47V46H29ZM44 47H46V46H44ZM61 47V48H62ZM91 47H92V45H91ZM94 47V46H93ZM99 47V46H98ZM97 46H96V48H98ZM103 47V46H102ZM129 47V46H128ZM207 48H208V46H206ZM32 48V47H31ZM30 48V49H31ZM34 48V47H33ZM68 48V47H67ZM71 48H72V46H71ZM70 48V49H71ZM103 48V49H104ZM109 48V47H108ZM151 47H149V49H150ZM160 48V47H159ZM206 48V49H207ZM24 49H25V47H24ZM40 49H41V47H40ZM52 49H50V50H48V49H46V50H48V52L50 51H52ZM60 49V48H59ZM63 49V48H62ZM69 49V48H68ZM87 48L85 47V49L84 50H86ZM89 49V48H88ZM87 49V50H88ZM92 49V48H91ZM90 49V50H91ZM93 49H95V48H93ZM102 49V48H101ZM148 49V48H147ZM148 49V50H149ZM152 49V48H151ZM151 49H150V52H153V51H151ZM156 49H158V47L156 48ZM161 49V48H160ZM205 49V50H206ZM23 50V49H22ZM45 50V51H46ZM65 50V48L63 49V51ZM67 50V49H66ZM65 50V51H66ZM72 50V49H71ZM124 50V49H123ZM179 50V49H178ZM27 51V50H26ZM52 51V52H53ZM59 51V50H58ZM62 50H60V52H57L56 51V53L58 54V53H62L61 52ZM95 51V50H94ZM97 51V50H96ZM100 51V50H99ZM137 51V50H136ZM161 51V50H160ZM2 51H0V55H2L3 53H1ZM51 52V53H52ZM67 52V51H66ZM80 52V53H79ZM133 52V51H132ZM131 52V53H132ZM173 52V51H172ZM252 52H254V51H252ZM64 53V52H63ZM104 53V52H103ZM102 52L101 53H99V54H103ZM130 53V54H131ZM149 53V52H148ZM156 53V52H155ZM160 53V52H159ZM56 54V55H57ZM95 54H96V52H95ZM134 54H135V52H134ZM141 54V53H140ZM140 54L138 53V55L137 56H139L140 58H143L144 56H148L147 54L146 55H143L142 57L140 56ZM143 54H145V53H143ZM150 54V53H149ZM152 55H153V53H151ZM151 54H150V56H151ZM156 54H158V53H156ZM4 55V54H3ZM10 55V54H9ZM51 56L53 55V54H50ZM55 55V56H56ZM59 55V54H58ZM58 55H57V57L56 58H58ZM63 55V54H62ZM108 55V54H107ZM136 55V54H135ZM142 55V54H141ZM155 55V54H154ZM163 55H165V54H163ZM54 56V55H53ZM99 56V55H98ZM98 56H97V58H98ZM101 56V55H100ZM106 56V55H105ZM168 56V55H167ZM173 56V55H172ZM185 56V55H184ZM190 56V55H189ZM195 56V55H194ZM3 57V56H2ZM2 57H0V59L2 58ZM43 57V58H42ZM46 57H47V55H46ZM61 57H63V56H61ZM101 57H103V56H101ZM151 57H154V56H151ZM151 57H150V59H151ZM169 57V56H168ZM171 57V56H170ZM169 57V58H170ZM177 57V56H176ZM47 58H49V57H47ZM46 58V59H47ZM51 58V57H50ZM49 58V59H50ZM53 58V57H52ZM52 58H51V61L53 62L55 59V57L53 58L54 60H52ZM60 58V57H59ZM80 58H82L81 56H80ZM96 58V59H97ZM134 58V57H133ZM137 58V57H136ZM140 58H139V60H140ZM145 58H147V57H145ZM157 58V57H156ZM162 58V57H161ZM160 58V59H161ZM183 57H180L179 59H182ZM185 58V57H184ZM191 57H189V58H187V55H186V59H190ZM197 58V57H196ZM61 59V58H60ZM72 59H70L71 60V62H72ZM77 59V58H76ZM155 59V58H154ZM153 59V60H154ZM166 59V57L164 58V60ZM174 60H175V58H173ZM172 59V60H173ZM57 60V59H56ZM55 60V61H56ZM59 60V59H58ZM132 60H134L135 61V59H132ZM136 60H138V58L136 59ZM147 61H144V60H142L143 61V63L144 62H146V63H144V65L145 64H148V65H150V63H151V61H152V59L151 60H149L150 61V63L148 62V58L146 59ZM171 60V59H170ZM171 60V61H172ZM173 60V61H174ZM177 60V59H176ZM188 60H179V62H181V65H183L184 63L182 62V61H184L185 62V64H187L186 62H188V64L186 65V66H188L191 70H192V67L194 68L195 67V69H196V66H194V65H192V67H190V65L192 64V63H190L191 62V60H192V58L188 61ZM198 60H199V58H198ZM198 60H197V64H198V66H201V65H203V63H202V60H199L201 63H200V65H199V62H198ZM46 61H48V60H46ZM45 61V62H46ZM50 61V60H49ZM50 61V62H51ZM75 61V60H74ZM96 61H98V60H96ZM155 61V60H154ZM157 61H158V58H157ZM194 61H195V59H194ZM206 61V60H205ZM51 62V63H52ZM68 62V63H67ZM70 62V63H71ZM148 62V63H147ZM156 62V61H155ZM155 62H153V64L155 63ZM175 62V61H174ZM47 63V62H46ZM93 63V64H92ZM107 63V62H106ZM190 63V64H189ZM196 63V62H195ZM48 64V63H47ZM53 64H55V63H53ZM73 63H71V65H72ZM82 64V65H81ZM108 64V63H107ZM107 64L105 65V66H107ZM121 64V63H120ZM170 64H171V62H170ZM84 65V66H83ZM142 64H140L139 66H141ZM172 65V64H171ZM196 65V64H195ZM212 65V64H211ZM51 66V65H50ZM133 66V67H134ZM151 66H152V63H151ZM154 66V65H153ZM184 66V65H183ZM181 67V68H184V67ZM206 66V65H205ZM92 67V66H91ZM118 67V66H117ZM138 67V66H137ZM136 67V68H137ZM144 67V66H143ZM146 67V66H145ZM144 67V68H145ZM149 67V66H148ZM104 68V67H103ZM135 68V69H136ZM140 68V67H139ZM144 68H142L143 70H144ZM150 68V67H149ZM148 68V69H149ZM153 68V67H152ZM170 68H171V66H170ZM180 68V69H181ZM206 68V67H205ZM218 68V67H217ZM138 69V68H137ZM136 69V70H137ZM220 69V68H219ZM218 69V70H219ZM49 70H50V67H49ZM49 70H46V71H49ZM52 70H53V72H52ZM66 70H68L69 71V74H67L66 72ZM91 70V73H89V71ZM103 70V69H102ZM134 70V69H133ZM135 70V71H136ZM143 70H141V71H143ZM145 70H147V68H145ZM144 70V71H145ZM152 70V69H151ZM182 71L183 70H188V69H186V67H185V69H181ZM180 70V71H181ZM190 70V71H191ZM198 70V69H197ZM201 70H202V68H201ZM208 70V69H207ZM206 70V71H207ZM217 70V69H216ZM223 69H221V71H222ZM42 71V70H41ZM44 72H45V70H43ZM42 71V72H43ZM177 71V70H176ZM181 71V73H183ZM189 71V70H188ZM193 71H194V73H193ZM193 71H191L193 74H194V76L196 75V74H198V72L199 73H201L200 71H197L196 72V74H195V70H193ZM2 72V73H3ZM41 72V73H42ZM90 74V76H89V74ZM103 72V71H102ZM128 72V73H129ZM134 72V71H133ZM138 72V71H137ZM146 72V71H145ZM144 72V73H145ZM167 72H169L168 70H167ZM190 72V73H191ZM211 71H209V73H210ZM223 72V71H222ZM221 72V73H222ZM7 74V76H6V74ZM13 73V77L12 76H8L9 74H12ZM112 73V72H111ZM127 73V75H129ZM147 73H150V70H149V72H148V70H147ZM184 73H186V71L184 72ZM183 73V74H184ZM207 73V72H206ZM88 74V75H87ZM122 74V75H121ZM126 74V73H125ZM136 74V73H135ZM146 74V73H145ZM151 74V73H150ZM149 74V75H150ZM158 74V73H157ZM182 74V75H183ZM193 74H191V77H189V79H187V77L190 75V74H186V75H188L187 77H185V75H183L184 77H183V80H180V82H178V78L176 79L177 81V90L180 92V91H184V89H186L188 86L190 87L191 85H194V87H196L197 88V86H196V84L197 83H201V81L202 82H204L205 80H207V81H213L212 79H209L210 77H211V75H210V77L209 78H207V79H205L206 77H204L203 75H201V74H198V75H201L202 77H204L203 79L204 80H201V79H199L200 81H198L197 79L200 77H193L192 75ZM208 74V73H207ZM213 74V73H212ZM219 74V73H218ZM225 74V73H224ZM41 75V74H40ZM223 75V74H222ZM107 76V75H106ZM165 76V75H164ZM206 76H208V75H206ZM215 76V73L213 74V77ZM10 77H12V79L10 78ZM33 77V78H32ZM60 77V79H58ZM104 77V76H103ZM112 77V75H109L108 74V80H109V78H111ZM128 77V76H127ZM130 77H131V75H130ZM151 77V76H150ZM166 77V76H165ZM177 77V76H176ZM193 77V80H194V78H196L194 81H193V83H192V80H191V78ZM41 78V79H40ZM44 78H46V80L48 81V80H50V83H52L51 81L52 80H54L55 81V83L57 82V85H58V82H60L61 83V80H64L65 82H68V81H72V82H75V84L73 83H66L65 84V82L64 83H62V85L63 86H60V84H59V88L57 89V88H54L53 86H49V85H47V83L49 84V82H47L46 80H44ZM64 78V79H63ZM107 78H105L106 80H107ZM132 78V77H131ZM163 78V77H162ZM32 79V80H31ZM105 79H102V80H105ZM157 79V78H156ZM166 79H168V78H166ZM173 79H175V78H173ZM172 79V81H174ZM209 79V80H208ZM43 80L44 81H46L45 83L46 84H44V82H43ZM105 80V81H106ZM131 80V79H130ZM164 80V79H163ZM190 80H191V82H190ZM136 81V82H135ZM148 81V80H147ZM166 81V80H165ZM195 81H198L197 83L195 82ZM63 82V81H62ZM175 82V81H174ZM195 82V83H194ZM206 82V81H205ZM54 83V82H53ZM54 83V84H55ZM103 83V82H102ZM107 83V82H106ZM168 83V82H167ZM171 83V82H170ZM169 83V84H170ZM172 84V83H171ZM170 84V85H171ZM202 84V83H201ZM201 84H199V85H201ZM206 84H207V82H206ZM5 85H7V87H5ZM164 85V84H163ZM170 85H166L167 87L168 86H170ZM210 85V84H209ZM30 86V87H29ZM56 86V85H55ZM102 86V85H101ZM102 86V87H103ZM130 86V87H129ZM164 87V89H168V93H170V91H171V87L173 86H171L170 88H167V87ZM202 86V85H201ZM57 87V86H56ZM84 87H87L85 90H83L82 89V91H79V90H77L76 92H73L72 90H76V89H81V88H84ZM192 87V86H191ZM200 87V86H199ZM198 87V88H199ZM204 87H205V84H204ZM147 88V87H146ZM197 88V89H198ZM203 88V87H202ZM201 88V89H202ZM34 89V90H33ZM153 89V88H152ZM163 89V88H162ZM170 89V90H169ZM32 90L33 91H36V92H38L37 93V95H39V96H48L49 98H50V96H52L53 97V95H54V97L53 98H50L48 101H45V102H39V104L37 103L36 105H34V106H29V107H25L26 106V104L28 103V101L29 100H31L30 99V95L33 93L32 92ZM69 90V91H68ZM134 90V91H133ZM187 90V89H186ZM185 90V91H186ZM60 91H65L64 93H66V92H69V93H67L66 95L64 94V93H60ZM70 91H72L71 93H70ZM142 91V90H141ZM147 91V90H146ZM159 91V90H158ZM163 91V90H162ZM161 91V92H162ZM177 91V92H178ZM35 92V93H36ZM137 92V91H136ZM135 92V93H136ZM148 92V94L150 95L151 94V92L149 93V91H147ZM255 92V91H254ZM143 93V92H142ZM162 93H164V92H162ZM161 93V94H162ZM167 93V94H168ZM171 93H172V91H171ZM92 94H93V96H92ZM131 94H133V97L135 98V101L133 102L134 103V105H130L131 103H129V96H131ZM151 94V95H152ZM165 94V93H164ZM200 94V93H199ZM32 95H36V94H32ZM31 95V96H32ZM95 95V96H94ZM166 95V94H165ZM165 95H163L164 97H165ZM168 95H171V94H168ZM168 95H167V97H168ZM187 95V94H186ZM198 95V94H197ZM84 96H86L87 97V99L85 100V101H83V102H77L78 100H81V98L82 97H84ZM125 96H127L126 98H125ZM139 96V95H138ZM172 96V95H171ZM203 96V95H202ZM33 97V96H32ZM31 97V98H32ZM38 97V96H37ZM85 97V98H86ZM173 97H174V95H173ZM180 97V96H179ZM188 97H189V95H188ZM191 97V96H190ZM196 97V96H195ZM201 97V96H200ZM200 97H198V99L200 98ZM34 98H36V97H34ZM123 98H125V100H123L122 101V99ZM202 98V97H201ZM243 98V97H242ZM48 99V98H47ZM64 99H72L73 100V102H76V103H74V104H72L73 102H71V104L72 105H70V108L72 109V111L74 110L75 112H76V117H78V116H81V114H91V116H90V118L89 119H92L93 118V116H96V117H100L101 119L103 118V117H106V119H107V115H109V118L110 117H113V118H111V119H113V120H115L116 121V123L114 122V121H112V123H110V124H112L113 126H114V128H117L116 130L113 128V126L111 127L110 126V124H109V128L111 127V128H113V130H111V128H110V130L111 131H113V133L111 132V131H109L110 133L108 134V137L107 138H104L105 137V135L107 136V130H109L108 129V127H106L107 128V130L106 131H104V136L102 137L101 135V137L102 138H100V140L99 139H97L98 137H96L97 135H99L98 133H97V135H95V138L98 140H96L97 141V144H96V141H95V143H94V145L95 146H97V149H96V147H95V149H94V147H93V141H91V140H93V139H89L90 137H88L87 135H85L84 137L82 136V134L79 132V130H81L82 131V133L84 132V131H86L87 129H88V124L86 123V122H84L83 124H81V126H80V124L77 126L78 128H75V126H73L74 125V121H75V116H72L71 114V116L73 117H70V115L69 114H67V115H69V116H67V117H69L70 118V125H68V121H67V125L68 126H65V121H66V119H68V118H66V116H65V114H62V113H59L58 111H57V113L54 111V109L53 110H51L50 108H54V102L55 101H59V100H64ZM136 99H139V100H136ZM165 99V98H164ZM169 99V98H168ZM174 99V98H173ZM195 99V98H194ZM197 99V98H196ZM196 99H195V101H196ZM234 99V98H233ZM93 100H95V102H96V104H90V102L91 101H93ZM167 99H165V101H166ZM178 100V99H177ZM200 100V99H199ZM199 100H197L196 101V103L199 101ZM238 101L237 99H234V101ZM121 101V102H120ZM141 103H140V102ZM210 101V100H209ZM233 101V102H234ZM235 101V102H236ZM243 101V100H242ZM245 101V100H244ZM114 102V103H113ZM150 102V101H149ZM163 102V103H162ZM194 102V101H193ZM204 103V104H200V103ZM198 103H197V106H199V108L197 107V108H195L196 107V105H195V103L193 104V105H195V107L192 109V110H195V109H197L198 111H200V112H202L201 110H203L206 106H205V104H208V102L206 103V102H202V99H201V101H199ZM232 102V103H233ZM234 102V103H235ZM252 102L254 103V109H253V117H252V123H253V130L255 131V127L257 126V123H258V121H257V116H256V111H257V108H258V99H257V95L254 93L253 94V99H252ZM93 103V102H92ZM112 105H111V104ZM132 103V104H133ZM177 103H179V100H178V102ZM187 103V104H186ZM237 103V102H236ZM243 103H245V102H243ZM108 104H110L109 106H108ZM200 104V105H199ZM189 105V104H188ZM211 105H212V102H211ZM210 104L209 105H207L209 108L210 107H214V106H211ZM213 105H214V103H213ZM238 105V104H237ZM129 106V107H128ZM153 106V107H152ZM233 106H234V104H233ZM67 107H69V106H67ZM147 108V109H144V108ZM152 107V108H151ZM154 107H156V108H154ZM188 107V108H187ZM192 107V106H191ZM234 107H236V105L234 106ZM69 108V109H70ZM143 108V109H142ZM227 108H229V107H227ZM50 109V110H49ZM65 110H66V108H64ZM64 109H61L60 110V112H63L64 111ZM136 109V110H135ZM150 109V110H149ZM175 109H177L176 111H174ZM200 109V110H199ZM144 110V111H143ZM147 110L149 111V112H147ZM180 110H179V112H180ZM189 110V109H188ZM205 110V112H208V110L210 111V112H208V113H211L212 111H211V109H208L207 110V108H205L204 109ZM207 110V111H206ZM67 111H68V109H67ZM66 111V112H67ZM196 111V110H195ZM233 111V110H232ZM231 111V112H232ZM65 112V113H66ZM75 112H74V114H75ZM133 112H131V113H133ZM145 112H147V113H145ZM179 112H177V114L179 113ZM187 112V110L185 111V113ZM194 112V111H193ZM197 112V111H196ZM200 112H197L196 113V115H197V117L198 118H201V116H199V115H202ZM204 111H203V113H205ZM143 113H145V114H148L146 117H143L142 118V116H144L145 114H143ZM181 113V114H182ZM198 113H200L199 115H198ZM208 113H205L204 115H205V118L207 117L206 115L208 114ZM59 114L61 115L62 114V116L63 117H61V116H59ZM143 114V115H142ZM175 114V113H174ZM189 114V113H188ZM212 114V113H211ZM137 115H138V117H137ZM185 115V114H184ZM183 115V116H184ZM196 115H195V117H196ZM204 115L202 116L203 117V119L205 120V118H204ZM172 116V117H171ZM176 117H177V115H175ZM183 116H179V117H181L179 120L181 121L182 120V118H183ZM229 116V115H228ZM245 117H246V115H244ZM95 117V118H96ZM178 117V118H179ZM194 117V116H193ZM194 117V118H195ZM209 117V116H208ZM207 117V118H208ZM224 117V116H223ZM115 118V119H114ZM131 118V117H130ZM163 118V117H162ZM187 118V115H186V117H184L183 118V120H184V124H182V125H184L182 128H184V129H186L187 130V128H188V122L186 123L185 121V119ZM53 119V120H52ZM197 119V118H196ZM200 120V119H198L199 121H201L202 123L204 122V120ZM210 118H208V120H209ZM213 119V118H212ZM219 119V118H218ZM228 119V118H227ZM63 120H65L64 122L65 123H63ZM69 120V119H68ZM85 120H87V119H85ZM84 120V121H85ZM130 120V119H129ZM133 120V119H132ZM161 120H157V123H159V124H163L162 122H161ZM177 121H179L178 119H176ZM182 120V121H183ZM187 120H188V118H187ZM215 120H217V119H215ZM220 120V119H219ZM225 120V119H224ZM230 120V119H229ZM55 122V124L53 125V123ZM134 120H133V122H135ZM159 121V122H158ZM169 121V122H168ZM172 121V120H171ZM174 121H175V118H174ZM179 121V122H180ZM92 122V121H91ZM113 122L115 123V125L113 124ZM173 122V121H172ZM179 122H176V123H179ZM192 122V121H191ZM208 121H206V123H207ZM222 122H224V121H222L221 120V122H217V125H216V123L214 124L215 126H216V128H217V126H218V123H219V125H220V127H222ZM228 123L229 121L228 120H226L225 121V123ZM231 122V121H230ZM89 123V122H88ZM183 123V122H182ZM198 123V122H197ZM221 123V124H220ZM224 123V124H225ZM226 123V124H227ZM41 124H44L45 125V128L43 129V128H38ZM91 124V123H90ZM95 124H97V123H95L94 122V125ZM127 124H129L128 122H127ZM158 124V125H159ZM171 125V128H169V125H166V126H168V130H167V132H165L166 134H163V135H165V136H163L164 138L161 140V139H159V140H155L154 138L152 139V136H150L151 135V133H150V137H151V139L150 138H148V139H146V136H144V140L146 141V142H148L149 140V142H148V144L147 143H143L144 141L142 140L143 139V137L141 138V140H142V144H141V142H140V140L138 141L137 140V149L135 148L134 149V151L132 150H130V152H128V150H127V154H128V157L127 156H125L127 159H125V158H123L124 157V155L122 156V155H119V156H121L120 158L118 157V159H114L115 160V162H114V160H113V162L114 163H112V165H111V167L113 168V166H114V168L115 167H117V168H119V166H122V167H120V168H123L126 164L128 165V169L130 168V169H133V167H136V169H133V170H137V169H141V168H139L140 166H138L137 167V161L139 162V160L140 161H142L143 162V160H150L151 158L153 159V160H155L154 162H157V163H159V164H157L156 163V165H160L159 167L158 166H156V170H155V168H149L150 170L149 171H147V172H144V173H138V171H137V173L138 174H134L133 176L131 175H129L130 174V172H129V174H128V171H126V173L124 174V175H120V176H116V177H114V178H112L110 175V181H107V180H105V181H107V182H109V184L107 183L106 184V182H105V184L107 185V186H105V185H103V186H101V184H100V182H98V184H100L99 185V199L97 198V201H95L96 203H93L92 204V202H89V203H87V204H85V205H82L81 207L83 208H81L82 209V211H87V213H84V215L86 214V216H83V217H85V218H87V216L90 214L91 216H92V218H93V223L96 221V220H98L97 219V217H96V215H97V213H98V211H107L108 209H112V208H114V209H116V207L118 208L119 206H120V202L122 201V199L124 198V201H123V203H124V209H126V210H130L131 208H132V202L130 201V197H129V192L130 191H132V192H134V194L133 195H137V194H135V193H137V192H139V191H141L144 187H148L147 186V184H160V183H162L163 182V185L165 184V185H172L173 186V182L172 181H174V182H177L178 180H180V179H185L186 177H188V175L186 176V173L187 172H189L188 170H187V172L185 173V168H184V166L182 165L183 164V161H182V164L181 165H178V164H176V165H173V163L176 161V160H174V162H173V158L171 159V157H174V156H172L171 154H169V155H166L167 157H163V158H159L158 156L160 155V157H162L161 155H163L165 152H168L169 153V150H171V149H173L174 148V146L176 147V139L177 138H173V135L176 133H174V127H172V123H170ZM185 124H187V125H185ZM192 124V123H191ZM195 124H196V122H194V124H192V125H194V130H195V128H196V126H197V124H196V126H195ZM223 124V125H224ZM93 125V126H94ZM119 125V126H120ZM143 126H144V124H142ZM141 125V126H142ZM146 125V126H147ZM165 125V124H164ZM174 125H176V124H174ZM173 125V126H174ZM182 125H179V127H178V129L180 128V126H182ZM191 125V127H192V129H193V126ZM199 125H201V123L199 124L198 123V126ZM203 125V124H202ZM202 125H201V127L200 128H202ZM205 125V124H204ZM92 126V125H91ZM90 126V127H91ZM92 126V127H93ZM96 126V125H95ZM99 126V125H98ZM97 126V127H98ZM137 126H140V125H137ZM146 126H145V128H146ZM186 126H187V128H186ZM226 126V125H225ZM229 126V125H228ZM84 127H86V128H84ZM100 127V126H99ZM102 127V126H101ZM100 127V128H101ZM127 127H128V125H127ZM132 127V126H131ZM150 127V126H149ZM148 127V128H149ZM190 127V128H191ZM204 127V126H203ZM208 127V126H207ZM227 127V126H226ZM93 128H96V127H93ZM93 128H92V130H91V132L93 131ZM135 128V127H134ZM134 128H132V130L134 129ZM140 128V127H139ZM139 128H135V129H137V130H139V132H141V131H143V130H140ZM147 128V129H148ZM152 128H153V126H152ZM164 128V127H163ZM167 128V127H166ZM218 128H219V126H218ZM218 128L215 130V133H216V131L218 130ZM229 128H230V126H229ZM97 129H99V128H97ZM96 129V130H97ZM105 129V128H104ZM125 130H126V127L124 128ZM124 129H122V130H124ZM205 129V128H204ZM213 129V128H212ZM215 129V128H214ZM222 129V128H221ZM220 129V130H221ZM225 129H227V128H225ZM69 130H70V132H71V130L72 131H74V133L73 132H71V134L70 135H73V137H74V139H73V141H69L70 143H73V145H74V140H75V142H76V140L77 139H79L80 140V142L81 143H84V144H82V148H80L79 150H76V149H74V150H71V152L70 153H67L68 155H65L66 156V158L62 161V160H58V158H57V156H55L54 154H52V152L53 151H56V150H58V149H64V148H67L68 146H70V144L69 143H67V141H68V136L67 137H65L64 138V135H68V132H69ZM95 130V129H94ZM95 130V131H96ZM124 130V131H125ZM190 129L188 128V131H189ZM197 130V129H196ZM223 130H224V127H223ZM90 131V130H89ZM101 131H103V130H101ZM100 131V132H101ZM191 131V130H190ZM189 131V132H190ZM199 131V130H198ZM207 131V130H206ZM222 131V130H221ZM225 131V130H224ZM230 131V130H229ZM254 131L252 132V133H254ZM36 132H38V133H36ZM78 132V133H77ZM106 132V133H105ZM137 132V131H136ZM144 132V131H143ZM227 132H228V130H227ZM226 132V133H227ZM73 133V134H72ZM90 133V132H89ZM94 132H92V134H93ZM96 133V132H95ZM112 133V135H110ZM125 133V132H124ZM178 133V132H177ZM198 133V132H197ZM200 133V132H199ZM208 133V132H207ZM214 135H211V137H209V136H207V137H209V138H207V140H209V141H207L208 142V145L206 146V144H202V142H201V145L200 144H198V145H200V146H198L197 145V147H192L191 148V152L193 151L194 152V154L196 153V154H199L200 156L201 155H203V153L205 152V151H208L209 149V151H211V148H218L217 146H218V144H221V140L222 139H220V137H221V134H223L222 136H224L225 134H224V132L223 133H216V135H215V133L214 132H212ZM144 134V133H143ZM154 134V133H153ZM69 135V136H70ZM84 135V134H83ZM254 135V134H253ZM115 136H117V137H115ZM202 136H204V135H202ZM201 136V137H202ZM71 137V136H70ZM94 137V136H93ZM92 137V138H93ZM153 137H155V136H153ZM200 137V138H201ZM227 137V136H226ZM37 138H42L43 140H44V142H43V140L41 141V142H43V143H45L46 144V151H44V148H43V152H42V150H41V152H40V154H37L36 152H37V148H39L38 147V144L36 143V140H37ZM130 138H132V137H130ZM138 137H134V138H132L133 140L135 139H137ZM158 138V137H157ZM159 138H162V136L161 137H159ZM180 138V137H179ZM178 138V139H179ZM187 138H188V136H187ZM186 138V140H188ZM190 138V137H189ZM204 138H205V136H204ZM223 138V137H222ZM228 138V137H227ZM192 139H193V137H192ZM191 138L188 140V142L189 143H192V141H193V143L192 144H190L191 146L194 144V141H195V139H197V138H195L194 140H192ZM226 139V138H225ZM225 139H223V141L225 140ZM251 139V138H250ZM253 139V138H252ZM251 139V140H252ZM30 140V143L29 142H27V141H29ZM84 140L85 141H87V142H84ZM134 140V141H135ZM180 140H182V138L180 139ZM179 140V141H180ZM190 140H191V142H190ZM232 141H234L233 139H231ZM250 140V142L252 143L253 141H251ZM40 141V140H39ZM183 141H184V139H183ZM204 141V140H203ZM229 141V140H228ZM231 141V142H232ZM79 142V141H78ZM121 142H125V143H121ZM128 142H127V144H128ZM133 141H131V143H132ZM139 142H140V145H139ZM181 142V141H180ZM188 142H186L187 144H188V146H187V144L185 143V147L187 148V147H189L190 148V146H189V143ZM198 142H199V140H198ZM199 142V143H200ZM235 142V141H234ZM29 143V144H28ZM151 143V144H150ZM177 143H178V141H177ZM183 143V142H182ZM195 143H196V141H195ZM204 143V142H203ZM224 143H227V141L225 142L224 141ZM229 143V142H228ZM76 144V143H75ZM150 144V145H149ZM181 143H179V144H177V145H180ZM223 144V143H222ZM221 144V145H222ZM231 144V143H230ZM235 144V143H234ZM44 145V144H43ZM72 145V144H71ZM139 145V146H138ZM182 145H184V144H182ZM224 145V144H223ZM227 145V148H228V146L229 147H231L232 145H233V142H232V144H231V146L229 145V144H226ZM226 145H224V147L226 148ZM235 145H237V144H235ZM253 145V146H252ZM252 147H253V152H257V150H259L258 149V146L253 142L252 143ZM92 146V147H91ZM194 146V145H193ZM195 146H196V144H195ZM220 146V145H219ZM234 146V145H233ZM232 146V147H233ZM43 147V146H42ZM72 146H70V148H71ZM74 148H75V145L73 146ZM111 147H113V146H111ZM178 147H180V146H178ZM183 147V146H182ZM221 148H222V146H220ZM231 147V148H232ZM70 148H67V149H69L70 150ZM91 148H93L95 151L94 152H92V149ZM177 148V147H176ZM181 148V147H180ZM194 148V149H193ZM213 148V149H214ZM243 148V147H242ZM193 149V150H192ZM235 149V148H234ZM233 149V150H234ZM244 149V148H243ZM40 150V148L38 149V151ZM66 150V149H65ZM64 150V151H65ZM112 150H113V148H112ZM189 151H190V149H188ZM187 150V151H188ZM3 151V152H4ZM50 151V152H49ZM67 151V150H66ZM66 151H65V153H66ZM107 151H111V150H107ZM183 151H184V149H183ZM186 151V150H185ZM188 151V152H189ZM197 151H199V153H197ZM69 152V151H68ZM31 154L32 156L30 157V155H28V158L30 157V160H31V158L33 157H35V159L37 158L36 156H38L39 158V161H42V160H44V162H45V166H46V168H44L45 170H41V168L39 169V167L37 166V164H34V161H30L31 162V165L32 166H28V162H25V160H26V158H27V154ZM36 153V154H35ZM112 153H114V152H112L111 151V154ZM1 154V153H0ZM107 154H110V153H107ZM106 154V155H107ZM126 154V155H127ZM166 154V153H165ZM176 154V153H175ZM191 154H193V153H191ZM193 154V155H194ZM205 154V153H204ZM36 155V156H35ZM105 155V156H106ZM105 156H104V158H105ZM107 156H109V155H107ZM106 156V157H107ZM118 155L116 154V155H114V157H117ZM163 156H165V155H163ZM171 156V157H170ZM186 156V155H185ZM195 156V155H194ZM228 156V155H227ZM187 157V156H186ZM32 158V159H33ZM109 158H110V156H109ZM113 158V157H112ZM150 158V159H149ZM178 158V157H177ZM196 158H198V157H196ZM200 158V157H199ZM218 158V157H217ZM41 159V160H40ZM128 162V163H125L126 161ZM141 159H143V160H141ZM175 159H176V157H175ZM180 159V158H179ZM209 159V158H208ZM234 159V158H233ZM145 160V161H146ZM28 161V160H27ZM124 161V162H123ZM179 161V160H178ZM186 161V160H185ZM184 161V162H185ZM193 161V160H192ZM203 162V161H202ZM261 161H259V163H260ZM38 163V162H37ZM107 163V162H106ZM140 163V162H139ZM145 163V162H144ZM151 163V162H150ZM161 163V164H160ZM186 163V162H185ZM188 163H190L189 161H188ZM206 163V162H205ZM212 163V162H211ZM259 163H255V164H257V165H254V167H251V168H246V167H244V165L245 164H243V166H234V165H232V163L231 164H225V166L223 167L226 171H227V173L226 174H228L227 176H225L227 179H226V183L228 184L229 182L228 181H231L230 183H233V182H235V180L238 178V177H236V179H235V176L238 174V171H242V179H243V183H245V188L246 189H248L249 190V187L250 186H252V187H254V183L256 182V179L258 178L257 177V175L258 174H262V173H260V168H261V165H260V167L258 166V164ZM264 163V162H263ZM105 164V163H104ZM142 164V163H141ZM153 164V163H152ZM180 164V163H179ZM262 164V163H261ZM110 165H108L109 167H110ZM126 165V166H127ZM132 166V168H131V166ZM194 165V164H193ZM107 166V165H106ZM105 166V168L107 169V167ZM130 166V167H129ZM185 166H186V164H185ZM190 166V165H189ZM217 166V165H216ZM246 166H247V164H246ZM264 166V165H263ZM97 167V166H96ZM108 167V168H109ZM158 167V168H157ZM195 167V166H194ZM194 167H192V168H194ZM199 168V167H198ZM197 168V169H198ZM106 169H104V170H106ZM124 170H128L127 169V167L126 168H123ZM143 169V168H142ZM154 169V171H152ZM186 169H189L190 170V168H187L186 167ZM195 169V171H196V168H194ZM224 169H220V172H221V175H226V174H224L225 172H223V171H225ZM99 170V169H98ZM103 170V171H104ZM107 170H109V169H107ZM221 170H223V171H221ZM264 170V169H263ZM74 171H77V173L78 172H81L82 173V177H80L79 179H77V181H74V180H76V179H74V180H68V178L66 177V180L64 181V183L63 182H61V184H60V182L58 181V180H55L56 178H55V176H56V174H59V173H62V172H69L70 174L72 173V172H74ZM101 171V170H100ZM131 171V170H130ZM0 172V173H1ZM125 172V171H124ZM123 172V173H124ZM139 172H141V170L139 171ZM192 171H190V173H191ZM199 172H201V171H198V172H194L193 173V176H194V178H197V176L196 175H198L197 173H199ZM219 172V173H220ZM261 172H263L262 170H261ZM13 173V174H12ZM80 173V174H81ZM89 173V174H88ZM103 173V172H102ZM155 173H157V174H155ZM204 173V172H203ZM223 173V174H222ZM107 174V173H106ZM109 174V173H108ZM187 174H189V173H187ZM209 174V173H208ZM86 175H88V176H86ZM105 174L103 173V174H101V176H104ZM199 175H200V173H199ZM202 175V174H201ZM203 175H206V174H203ZM263 175V174H262ZM262 175H259V176H262ZM106 176V175H105ZM104 176V177H105ZM108 176V177H109ZM184 176H185V178H184ZM193 176H189L190 178L191 177H193ZM196 176V177H195ZM207 176V175H206ZM212 176V175H211ZM57 178H58V176H56ZM108 177L106 178L105 177V179H108ZM205 177V176H204ZM220 177V176H219ZM222 177H224V176H222ZM100 179H101V177H99ZM201 178H202V176H201ZM216 178V177H215ZM260 178V177H259ZM258 178V179H259ZM262 178H263V176H262ZM262 178H260V179H262ZM198 179V178H197ZM205 179H206V177H205ZM239 179V178H238ZM240 179H241V176H240ZM171 180V181H170ZM186 180V179H185ZM188 180V183H187V185L189 186V187H191V183H190V181H192V180H190L189 178L187 179ZM190 180V181H189ZM196 180V179H195ZM202 180V179H201ZM212 180V179H211ZM234 180V181H233ZM206 181V180H205ZM204 180L203 181H200V179H199V183H201L202 185L200 186V184H199V186H198V188H196V189H194V191H191V198H192V203H193V205H194V210L196 211L198 208H200L201 206L203 207V203H204V201L206 200V198H207V196H205V190H206V187H207V185H208V183H206ZM217 181V180H216ZM219 181V180H218ZM17 182V183H18ZM73 182H77V185H75ZM103 182V183H104ZM183 182H184V180H183ZM194 182V181H193ZM192 182V183H193ZM262 182V181H261ZM145 183H146V185H145ZM172 183V184H171ZM259 183V182H258ZM97 184V185H98ZM176 184V183H175ZM177 184H179V183H177ZM191 184V185H190ZM194 184V183H193ZM224 184V183H223ZM234 184V183H233ZM162 185V184H161ZM186 184H185V182L178 188V185H177V191H178V189H179V191H180V189H182V188H184V189H186V188H188L189 189V187L187 186ZM213 185H215V184H213ZM241 185V184H240ZM263 185H264V183H263ZM263 185L262 184H260V186H258L259 187V189L256 191L257 192V194L258 193H262L263 191L262 190H264V189H262V187H263ZM4 186V187H5ZM150 186V185H149ZM171 186V187H172ZM175 186V185H174ZM173 186V188H175ZM195 186V185H194ZM193 186V187H194ZM223 186V185H222ZM232 186V185H231ZM235 186V185H234ZM13 187V186H12ZM23 187H26V188H23ZM30 189H29V188ZM71 187H73L72 189H69V188H71ZM193 187H191V188H193ZM224 187H225V185H224ZM223 187V188H224ZM29 189V190H26V189ZM243 188H244V185H243ZM244 188V189H245ZM1 189H2V187H1ZM14 189V188H13ZM16 189V188H15ZM20 188H18L17 190H21ZM69 189V190H68ZM183 189V190H184ZM251 189V188H250ZM23 190H21L20 191V193L21 192H23ZM71 190V191H70ZM175 190V189H174ZM87 191V190H86ZM121 191L123 192V191H126V193L122 196L121 195ZM143 191V190H142ZM141 191V192H142ZM210 191V190H209ZM211 191H213L212 189H211ZM215 191V190H214ZM220 191V190H219ZM239 191V190H238ZM77 192H80V191H77ZM131 192V193H132ZM235 192V191H234ZM20 193H18V194H20ZM27 193V194H26ZM28 193L30 194V196H31V198L29 197V195H28ZM74 193V194H73ZM211 193H213V192H211ZM216 193V192H215ZM220 193H221V191H220ZM233 193V192H232ZM208 194V193H207ZM222 194V193H221ZM22 195V194H21ZM67 195H68V197H67ZM139 195H141V194H139ZM139 195H137V196H139ZM217 195V194H216ZM228 195H230V194H228ZM228 195L226 196L225 195V198H228ZM130 196H131V194H130ZM75 197H76V195H75ZM92 197V196H91ZM90 197V198H91ZM159 197H160V195H159ZM172 197V196H171ZM221 197H222V195H221ZM229 197H231V195L229 196ZM38 198H41L43 201H44V203H42V202H39V199ZM89 197H88V199H90ZM93 198V197H92ZM137 198V197H136ZM139 198V197H138ZM221 198H219L218 200H220ZM229 199V198H228ZM231 199H232V197H231ZM69 200V199H68ZM71 200V199H70ZM76 200V199H75ZM74 200V201H75ZM183 200V199H182ZM188 200V199H187ZM187 200H183L184 202L182 203V204H180L181 203V199H180V203L179 202H177V203H179L180 204V206H182L184 209H188V206L189 205H191V203H189ZM208 200V199H207ZM210 200V199H209ZM211 200H215V198L213 199L212 197H211ZM91 201V200H90ZM216 201V200H215ZM222 201V200H221ZM220 201V202H221ZM212 202H214V201H212ZM219 202V201H218ZM226 202H229V204H230V201H227V199H226V201H225V203ZM232 202V201H231ZM239 202H241V201H239ZM239 202H235L234 203V207L237 209L238 207L237 206H240V203ZM251 201H249L248 203H250ZM67 203V204H66ZM158 203H159V201H158ZM161 203V202H160ZM217 203V202H216ZM221 203H223V202H221ZM224 203V204H225ZM245 204V203H244ZM178 205V204H177ZM226 205H228V203H226ZM231 205H233V204H231ZM246 205V204H245ZM245 205L243 206V204H242V207H241V209H240V207L238 208V210L240 209L241 211H243L244 213H247L248 211H251L252 210V208H248V207H245ZM253 205V204H252ZM1 206V205H0ZM162 206V205H161ZM67 207H70V208H67ZM179 207V206H178ZM231 207V206H230ZM233 207V206H232ZM233 207V208H234ZM3 208V207H2ZM5 208V207H4ZM77 208H78V206H77ZM123 208V207H122ZM175 208H177V206H175ZM13 209V208H12ZM12 209H8V208H6V209H4L3 211H14V210H12ZM68 209V210H67ZM81 209H80V211H81ZM190 209V208H189ZM208 209L209 208H207V211H208ZM125 210V211H126ZM142 210V209H141ZM183 210V209H182ZM185 210V211H186ZM0 211H2V210H0ZM16 211V210H15ZM18 211V210H17ZM56 211V212H55ZM58 211V212H57ZM124 211V212H125ZM247 211V212H246ZM27 213V212H26ZM61 213V212H60ZM83 214V213H82ZM81 214V215H82ZM16 215V214H15ZM19 215H24L23 214V212H22V214H19ZM108 215V214H107ZM107 215L105 214V213H103L102 215H100V217L101 218H105V216L107 217ZM79 216V215H78ZM3 217V216H2ZM12 217V216H11ZM18 217V216H17ZM81 217V216H80ZM82 217V218H83ZM88 218H90L89 216H88ZM178 218V217H177ZM13 220L15 219L14 217L12 218ZM17 219V218H16ZM22 219H24V217L22 218ZM116 219V221H120V223H121V225L123 226V225H125L126 223H125V220H118V217L117 218H115ZM120 219V218H119ZM35 220V221H36ZM21 221V220H20ZM23 221V220H22ZM34 221V222H35ZM86 221V220H85ZM88 221V220H87ZM196 221V220H195ZM3 222V221H2ZM15 222V221H14ZM31 222V221H30ZM81 222V221H80ZM79 222V223H80ZM107 222H109V221H107ZM197 222V221H196ZM7 223V222H6ZM18 223V222H17ZM24 223V222H23ZM32 223H33V219H32ZM36 223V222H35ZM81 224H83L82 222H81ZM194 224V223H193ZM197 224V223H196ZM195 224V225H196ZM29 225H31V224H29ZM75 224H73V226H74ZM84 225V224H83ZM82 225V227L81 226H78V227H81L82 229L81 230H84L86 233V235H85V238H83L81 235H80V233H79V235H80V237L81 238H79V237H77L76 238V240L75 241H73V242H70V243H67V244H64V240L60 243L61 245V247H62V243L65 245V246H63L62 247V253L61 254H59V255H56V256H54V257H52L51 255H49L50 257H48L49 259L48 260H46L45 261V263H43V264H73L82 254H83V252L85 251H83V245L85 244L86 246H88V248H89V245L91 246V241H92V238H94V237H98V238H101L102 237V235L105 233V227H99V228H95V226H94V224H92V225H88V223H87V225L85 224L84 226ZM73 226H71V227H73ZM25 227V226H24ZM62 227H64V225L62 226ZM61 227V228H62ZM76 228V229H74V230H72L71 232H69V231H67L68 233H75V232H77V231H80L79 230V228ZM97 227V226H96ZM106 227H108V226H106ZM134 227V226H133ZM11 228V227H10ZM8 229V228H7ZM24 229H26V228H22V230H24ZM108 229V228H107ZM9 230H11V229H9ZM13 230V229H12ZM21 230V229H20ZM50 230V229H49ZM58 230V229H57ZM25 231V230H24ZM66 231V230H65ZM64 231V232H65ZM83 231V232H84ZM134 231H135V229H134ZM138 231V230H137ZM7 232V231H6ZM18 232V231H17ZM56 232V231H55ZM58 232V231H57ZM81 232V231H80ZM139 233L141 232V231H138ZM5 233V232H4ZM12 233V235H13V232H11ZM20 233V232H19ZM21 233H22V231H21ZM52 233H53V230H52ZM67 233V234H68ZM119 233V232H118ZM117 233V234H118ZM143 233V232H142ZM141 233V234H142ZM147 233H148V231H147ZM147 233H144L146 236L148 235ZM56 234V233H55ZM60 234V233H59ZM66 234V233H65ZM120 234V233H119ZM118 234V236L116 237V235L114 236V237H116V238H114V240H116L117 242H119L120 243V240H122V239H124L123 238V236H124V234L123 233H121V234H123V235H119ZM143 234V235H144ZM10 235V234H9ZM25 236V239H27V238H31V235L32 234H30L29 232H27L26 234H24ZM73 235V234H72ZM128 235V234H127ZM142 235V236H143ZM149 235H150V233H149ZM148 235V236H149ZM183 235V234H182ZM6 236V235H5ZM17 236V235H16ZM59 236V235H58ZM65 236V235H64ZM78 236V235H77ZM101 236V237H100ZM104 236V235H103ZM126 236V235H125ZM134 236V238H135V235L133 234L132 235V237ZM137 236V235H136ZM139 236H141V235H139ZM27 237V238H26ZM37 237V236H36ZM72 237V236H71ZM127 237V236H126ZM138 237V236H137ZM233 237V236H232ZM11 238H15L14 236L13 237H11ZM17 238V237H16ZM15 238V239H16ZM21 238V237H20ZM58 238V237H57ZM57 238H55L56 240H57ZM9 239V238H8ZM13 239H11L6 245L8 246V248H5V246H3L4 244H5V242L3 243V241H1L0 242V254L2 253L1 251L3 250L4 251V254L5 253H7V255L9 254H12V253H16V254H22V253H27V254H32V255H35V256H46V254H51V253H54V248L56 247V244H53V243H43V242H40L39 240H35L34 242H32V243H30V244H28L27 243V241H28V239H27V241H26V243H24V244H26V245H23V246H20V247H18V249L16 248V250H13L12 248H14V247H12V246H14V245H17L18 244V242H12V241H14ZM19 239V238H18ZM62 239V238H61ZM63 239H64V237H63ZM65 239H67V238H65ZM68 239H69V237H68ZM84 239V240H83ZM234 239H235V237H234ZM3 240V239H2ZM55 240V241H56ZM60 240V239H59ZM72 240V239H71ZM6 241V240H5ZM17 241H19V240H17ZM69 241V240H68ZM67 241V242H68ZM125 241V240H124ZM130 241V240H129ZM140 241V240H139ZM56 242H60V241H56ZM66 242V241H65ZM116 243V242H115ZM179 243V242H178ZM114 244V243H113ZM205 244V243H204ZM84 245V246H85ZM148 246L146 247V251L148 252V253H146V254H148V255H142V258H140V256L139 255H136V254H130L128 251H127V249H128V247H127V249L125 250V251H123V252H121V257L119 258V259H115V260H112L111 261V264H154L155 263V261H154V257H157L158 256V251H157V248H156V246H155V244H153L151 241H149V243L147 244ZM207 245V244H206ZM227 244H224V246H226ZM18 246V245H17ZM59 246V247H60ZM140 246V245H139ZM221 246H223V245H221ZM223 246V247H224ZM116 246H109L106 250L111 254L112 252L114 253V248H115ZM204 247V246H203ZM87 248V247H86ZM145 248V247H144ZM130 249V248H129ZM203 249V248H202ZM87 250V249H86ZM206 250V249H205ZM105 251V250H104ZM106 251V252H107ZM116 251V250H115ZM173 251V250H172ZM56 252V251H55ZM176 252V251H175ZM108 253V254H109ZM145 253V252H144ZM167 253V252H166ZM197 253V252H196ZM203 253V252H202ZM85 254V253H84ZM105 254V253H104ZM152 254V255H151ZM198 254V253H197ZM8 255V256H9ZM107 255V254H106ZM176 255V254H175ZM201 256V255H200ZM3 257V256H2ZM36 257V258H37ZM47 257V256H46ZM184 257V256H183ZM6 258V257H5ZM5 258H2V259H5ZM57 258V260L58 261H56L55 259ZM159 258V257H158ZM10 259H13V258H10ZM42 259V258H41ZM44 259H45V257H44ZM161 259V258H160ZM181 259H182V257H181ZM57 262V263H55V261ZM165 260V259H164ZM170 260V259H169ZM9 261H11V260H9ZM171 261V260H170ZM2 262H3V260H2ZM13 262H14V260H13ZM44 262V261H43ZM180 262V261H179ZM11 263V262H10ZM40 263H42V260H41V262ZM163 263V262H162ZM166 263V261L164 262V264ZM167 263H169V262H167ZM16 264V263H15ZM75 264V263H74ZM170 264V263H169Z\"/></svg>",
    "mask_w": 264,
    "mask_h": 264
},
{
    "label": "snow or ice",
    "instance_id": "3",
    "mask_svg": "<svg viewBox=\"0 0 264 264\" xmlns=\"http://www.w3.org/2000/svg\"><path fill=\"white\" fill-rule=\"evenodd\" d=\"M2 2V0H0ZM170 8H164L161 7L159 9L160 15H163L165 11H170ZM182 10V9H178ZM260 43L259 45H253L255 48V51L250 53V56L258 57L257 60H255V65H258L259 70L257 72V68L254 66L252 68V72L250 74H255L260 80L264 81V32H261L260 34ZM7 87V85H5ZM96 264H111V262L105 258L103 254L99 256V258L96 261ZM260 264H264V260L260 261Z\"/></svg>",
    "mask_w": 264,
    "mask_h": 264
}]
</instances>
